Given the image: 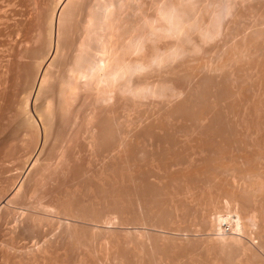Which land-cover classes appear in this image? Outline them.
Masks as SVG:
<instances>
[{
	"label": "rangeland",
	"instance_id": "obj_1",
	"mask_svg": "<svg viewBox=\"0 0 264 264\" xmlns=\"http://www.w3.org/2000/svg\"><path fill=\"white\" fill-rule=\"evenodd\" d=\"M46 1V2H45ZM48 1V2H47ZM53 1V2H52ZM57 1V2H56ZM65 3L62 6L60 2ZM0 0V202L3 208L0 211V264H264V0H193L192 3L194 19L199 20L202 24L210 25L209 21L214 16V11L221 8L224 3L229 5L227 16L224 15V19L221 21L220 35L215 40L205 41L199 36L196 29H191L192 32H188L187 36L182 38L164 37L157 40L154 44L153 41H149L148 46L145 45L144 52L140 55L139 52L128 53L129 57H125L124 60L138 61L139 58L150 56L154 54L152 50H169L170 47H179L183 51V54L177 59L162 65H157L154 68H148L142 72L135 73L132 77L126 76L123 82L115 84L116 87L111 94L106 93L109 88L103 84L95 86V79L92 77H101L102 73H93V67L98 72V68L101 65H105V58H107L106 51L113 53L115 56L123 54L121 45L129 42L132 37H141L143 32H148L147 27L144 26L145 21H150L152 17L158 16V11L155 9L156 5L159 8V3L166 2L167 6L171 2L175 4L173 0H117L116 6L112 9L114 17L111 22L112 27L108 28L102 19H98L102 5L107 0ZM121 1V2H120ZM133 1V2H132ZM168 1V2H167ZM178 2V0H176ZM203 2L201 4V2ZM59 2V3H58ZM70 2V3H69ZM98 2V3H97ZM100 2V3H99ZM102 2V5H101ZM131 2V3H130ZM139 2V3H137ZM140 2H142L140 4ZM156 2V3H155ZM159 2V3H158ZM174 2V3H173ZM176 2V3H177ZM205 2V3H204ZM216 2V3H215ZM235 5L233 6L232 4ZM43 3V4H42ZM46 6H45V4ZM49 3V4H48ZM53 3V4H52ZM87 3V4H86ZM95 3V4H94ZM119 3V5H118ZM133 3V5H132ZM137 5H136V4ZM170 3V4H171ZM198 3L199 7H198ZM210 3H215L214 6ZM232 3V4H231ZM43 7H41L42 5ZM56 6H55V5ZM125 6H124V5ZM140 4V5H139ZM210 4V5H209ZM221 4V5H220ZM40 5V7H39ZM48 5V6H47ZM53 5V6H52ZM95 5V6H94ZM101 5V6H100ZM145 5V6H144ZM154 5V6H152ZM165 5V3H164ZM207 5V6H206ZM219 5V6H218ZM237 5V6H236ZM91 6V7H90ZM100 6V7H99ZM118 6V7H117ZM121 6V8H120ZM129 6V7H128ZM139 6V7H138ZM143 6V7H142ZM212 8H210V7ZM48 7V9H47ZM59 7V8H57ZM74 7V8H72ZM125 7V8H124ZM156 7V8H157ZM198 7V8H197ZM208 7V8H207ZM236 8L232 9L231 8ZM43 8V9H42ZM45 8V9H44ZM56 8V9H55ZM66 10H64V9ZM97 10H95V9ZM135 8V10H134ZM140 10H137V9ZM145 8V9H144ZM153 8V10L151 9ZM157 8V9H158ZM208 10H205V9ZM214 8V9H213ZM33 9V10H32ZM41 9V10H40ZM53 9V10H51ZM58 9V10H57ZM69 9V11H68ZM116 9V10H115ZM128 9V10H127ZM203 9V11H202ZM56 10V11H55ZM60 10L62 12H60ZM87 10V11H86ZM120 10L122 12H120ZM142 10V11H141ZM144 10V11H143ZM154 10L156 12H154ZM212 10V13H211ZM239 10V11H238ZM44 11V12H43ZM52 11V13L50 12ZM64 11V12H63ZM120 13H119V12ZM125 11V12H124ZM129 11V12H127ZM134 11V12H133ZM138 11V12H137ZM197 11V12H196ZM202 11V12H201ZM205 11V12H204ZM208 11V12H207ZM32 12V13H31ZM41 12V13H40ZM56 12V14H55ZM96 12V13H95ZM133 12V13H132ZM146 12V13H145ZM153 12L155 15H153ZM200 12V14L198 13ZM231 12V13H230ZM21 13V14H20ZM40 13V14H39ZM54 13V14H53ZM82 13V14H80ZM119 13V14H117ZM122 13V14H121ZM146 15H145V14ZM199 15H198V14ZM210 13V14H208ZM34 14V15H33ZM63 14V15H62ZM69 14V15H68ZM90 14V15H89ZM126 14V15H124ZM131 14V15H130ZM133 14V15H132ZM136 14H138L136 16ZM197 14V15H196ZM202 14V15H201ZM208 14V15H207ZM230 14V15H229ZM239 14V15H238ZM241 14L243 16H241ZM21 15V16H20ZM26 15V16H25ZM41 15V16H40ZM49 15V16H48ZM55 17H54V16ZM67 15V16H66ZM86 15V16H85ZM98 17H97V16ZM119 17H118V16ZM149 15V16H148ZM202 19H201V16ZM213 15V16H212ZM234 15V16H233ZM20 16V18H19ZM32 16V17H31ZM45 16V17H44ZM54 18H52V17ZM63 16V17H62ZM81 16V17H80ZM91 16V17H90ZM96 16V17H94ZM121 16V17H120ZM123 16V17H122ZM135 16V17H133ZM148 16V17H146ZM151 16V17H150ZM156 16V17H157ZM200 16V17H199ZM238 16L240 18H238ZM25 17V18H23ZM41 17V18H40ZM90 17V18H89ZM93 17V18H92ZM118 17V19H117ZM136 20H132L133 18ZM141 17V18H140ZM143 17V18H142ZM153 18L154 20L156 19ZM211 17V18H210ZM13 18V19H12ZM19 18V19H16ZM43 18V19H42ZM46 18V19H45ZM127 18H129L127 20ZM138 18V19H137ZM145 18V19H144ZM148 18V19H147ZM199 18V19H198ZM210 18V19H209ZM214 18V17H213ZM231 18V19H230ZM235 18V19H234ZM238 18V19H237ZM263 18V19H262ZM54 21H53V20ZM79 19V20H78ZM85 19V20H84ZM92 21L95 22L92 23ZM95 19V20H93ZM139 19H143L139 21ZM152 19V20H153ZM209 19V20H208ZM261 19V20H260ZM7 20V21H5ZM13 20V22H12ZM17 20V21H16ZM38 20V21H37ZM46 20V21H44ZM48 20V21H47ZM51 20V21H50ZM63 20V21H62ZM89 20V21H88ZM122 20V21H120ZM132 20V21H131ZM153 20V21H154ZM208 20V21H207ZM213 20V19H212ZM238 20V21H237ZM240 20V21H239ZM257 20V21H255ZM260 20V21H259ZM19 21V22H18ZM23 21V22H22ZM31 21V22H30ZM53 21V22H52ZM59 21V22H58ZM61 21V22H60ZM78 21V22H77ZM82 21H85L82 22ZM120 21V23H118ZM125 23H124V22ZM143 21V22H142ZM227 21V22H226ZM263 21V23L261 22ZM26 22V23H25ZM49 22V23H48ZM52 22V23H51ZM58 22V23H57ZM63 22V24H62ZM91 22V23H90ZM122 22V24H121ZM127 22V24H126ZM151 22V21H150ZM208 22V23H207ZM245 22V23H244ZM250 22V23H248ZM11 23V24H10ZM24 23V24H23ZM55 23V24H54ZM82 23V24H81ZM90 25H87L89 24ZM105 28H103V25ZM118 25H115L117 24ZM133 23V25H132ZM138 23V24H137ZM141 23L144 27H142ZM153 23V22H152ZM212 23V21H210ZM224 25H223V24ZM236 23V24H235ZM247 23V24H246ZM252 23V25H251ZM8 24V26L6 25ZM18 26H17V25ZM26 24V25H25ZM32 24V25H31ZM49 24V26H48ZM76 24V25H75ZM87 26H86V25ZM120 24V27H119ZM131 24V25H129ZM136 24V25H135ZM140 24V25H139ZM258 24V26L256 25ZM5 25V26H3ZM37 27H36V26ZM55 25V26H54ZM61 25V26H60ZM128 25V26H127ZM139 25V26H138ZM231 25V26H230ZM241 25V26H240ZM245 25V26H244ZM248 25V26H247ZM255 25V27H254ZM262 25V26H261ZM3 26V27H2ZM21 26V29H20ZM30 26V27H29ZM47 26V27H46ZM100 26L102 28H100ZM118 26V27H117ZM123 26V28H122ZM127 26V28H126ZM135 26L139 33H136L135 29L131 32L132 27ZM235 26H238L237 28ZM252 26V27H251ZM261 26V27H259ZM7 27V28H6ZM11 29H10V28ZM45 27V28H44ZM48 27L50 29H48ZM88 28V30H86ZM95 27V28H94ZM225 27V28H224ZM232 27V28H230ZM257 27V28H256ZM9 28V29H8ZM16 28V29H15ZM32 28V29H31ZM35 28V29H34ZM36 28L37 32H36ZM71 28V29H70ZM78 28V29H77ZM93 28V30H91ZM97 28V30H96ZM112 29L110 31L109 29ZM118 28V29H117ZM121 30H120V29ZM125 28V29H124ZM131 28V29H130ZM144 28V29H143ZM229 28V29H228ZM236 28V30L234 29ZM240 28V29H238ZM253 28V31L251 30ZM254 28L256 31H254ZM18 29V30H17ZM27 29V31H26ZM99 29V30H98ZM104 29V30H103ZM107 29V30H106ZM115 29V30H114ZM124 29V32L123 30ZM22 30V31H21ZM30 32H29V31ZM34 30V31H33ZM41 30V31H38ZM47 30V31H46ZM59 30H61L59 32ZM117 30V32H116ZM120 30V32H119ZM130 30V31H129ZM234 30V32H233ZM252 33H251V31ZM4 31V32H3ZM7 31V32H6ZM25 31V32H24ZM52 31V32H51ZM90 31V32H88ZM103 34H102V32ZM114 31V32H113ZM219 31V30H218ZM229 31V32H228ZM232 31V33H231ZM3 32V34H2ZM24 32V33H23ZM40 32V33H39ZM44 32V35H43ZM107 32V33H105ZM110 32V33H109ZM113 32V34H112ZM129 32V33H128ZM194 36H192L194 33ZM225 34H224V33ZM236 32V33H235ZM7 33L9 34L8 37ZM19 33V34H18ZM34 33V34H33ZM42 33V34H41ZM60 33V34H59ZM78 33V34H77ZM101 35H100V34ZM116 33V34H115ZM128 35H127V34ZM193 33V34H191ZM223 33V37H221ZM229 33V34H227ZM234 33V34H233ZM238 33V34H237ZM246 33V34H245ZM25 34V36H24ZM33 34V36H32ZM37 34V35H36ZM40 37V34L42 36ZM59 34V35H58ZM77 34V35H76ZM82 34V35H81ZM121 34V35H120ZM123 34V36H122ZM133 34V35H131ZM190 34V35H189ZM198 34V36H197ZM232 34V35H231ZM244 34V35H243ZM250 34V35H249ZM29 37H28V36ZM31 35V36H30ZM86 35V36H85ZM98 37H97V36ZM105 35V36H104ZM112 38H111V36ZM27 38H24V37ZM36 36V37H35ZM128 36V37H127ZM130 36V37H129ZM228 36V37H227ZM237 36V37H236ZM247 36V37H243ZM5 39H4V38ZM31 37V38H30ZM87 37V39H86ZM110 37V38H109ZM114 37V38H113ZM117 37V38H116ZM120 37V39H119ZM122 37V38H121ZM124 37V38H123ZM127 37V38H126ZM200 37V39H199ZM230 37V38H229ZM239 37V38H238ZM241 37V38H240ZM23 38V40H22ZM84 38V39H83ZM92 38V39H90ZM95 41H94V39ZM102 38V39H98ZM108 38V39H107ZM129 38V39H128ZM171 38V40H169ZM177 40H175V39ZM188 39V42H185ZM225 38V39H224ZM227 38V41H226ZM238 38V39H237ZM245 41H244V39ZM249 38V39H248ZM4 39V40H3ZM18 39V40H16ZM27 39V40H26ZM37 39L38 41H36ZM41 39V40H40ZM44 39V40H43ZM74 39V40H73ZM119 39V40H118ZM125 42H123V40ZM126 39V40H125ZM199 39V40H198ZM222 39V40H221ZM224 39V40H223ZM230 39V41H229ZM234 39V40H232ZM237 39V41H236ZM242 39V40H241ZM22 40V41H21ZM35 41L32 43V41ZM60 40V41H59ZM72 40V41H71ZM85 40V41H84ZM89 40V41H88ZM100 42H97V41ZM107 42H106V41ZM110 43H108L109 41ZM115 40V41H113ZM164 40V41H163ZM166 40V41H165ZM169 42H168V41ZM175 40V41H174ZM184 40V41H183ZM195 42H192V41ZM239 40V41H238ZM248 42H247V41ZM17 41V42H15ZM20 41V42H19ZM41 41V42H40ZM105 41V42H104ZM119 41V42H117ZM128 41V42H127ZM163 41V42H162ZM182 42L181 44L178 42ZM197 41H203L202 43ZM205 41V42H204ZM219 41V42H218ZM223 41V42H222ZM231 41H233L231 43ZM235 41V42H234ZM243 41V42H242ZM31 42V43H30ZM38 44H37V43ZM101 42L103 44H101ZM114 42V43H112ZM119 44H117V43ZM153 42V43H152ZM168 42V43H167ZM215 42V43H210ZM227 42V44H226ZM237 42V43H236ZM248 43V44H245ZM17 43V44H16ZM60 43V44H59ZM82 43V44H81ZM98 43V45L96 44ZM108 43V44H106ZM150 43V44H149ZM167 43V44H166ZM172 45H170V44ZM187 43V44H186ZM196 43V44H195ZM199 43V45H198ZM209 43L211 47L209 46ZM225 43V44H224ZM236 43V44H234ZM244 43V44H240ZM7 44V45H6ZM35 44V45H34ZM88 44V45H87ZM96 46H95V45ZM175 44V45H174ZM177 44V46H176ZM184 44V45H183ZM193 46H192V45ZM203 44V45H202ZM205 44V45H204ZM218 44V45H217ZM220 44V45H219ZM229 44V45H228ZM231 44V46H230ZM234 44V45H233ZM9 45V46H8ZM14 45V46H13ZM34 45V46H33ZM38 45V46H37ZM81 45V47H80ZM124 45V44H123ZM149 45H153L149 46ZM163 45V46H162ZM166 45V46H165ZM195 45V47H194ZM197 45V46H196ZM207 45V47H206ZM227 45L229 47L225 48ZM236 45V48H234ZM238 45V46H237ZM246 45V46H244ZM252 47H251V46ZM11 46V48H10ZM58 46V47H57ZM102 48H101V47ZM109 46V47H108ZM112 46L114 48H112ZM155 46L157 48H155ZM161 46V47H160ZM204 50L202 49V47ZM221 46V47H220ZM224 46V48L222 47ZM7 47V48H6ZM15 47V49H14ZM43 47V48H41ZM54 47V48H53ZM98 47V48H97ZM105 47V48H104ZM159 47V48H158ZM166 47V48H165ZM183 47V48H182ZM188 47V48H186ZM191 47V48H190ZM197 48V50H195ZM220 47V48H219ZM242 47V48H240ZM244 47V48H243ZM17 48L18 56L16 55ZM36 48V49H35ZM40 48V49H39ZM56 48L58 49L56 51ZM65 48V49H64ZM94 48V49H92ZM96 48V49H95ZM101 48V49H100ZM107 48V49H106ZM118 48V50H117ZM148 48V49H147ZM152 48V49H149ZM155 48V49H154ZM165 48V49H164ZM180 48V47H179ZM195 48V49H193ZM212 48V50H210ZM235 54H230L232 52ZM256 48V49H255ZM259 48V49H258ZM9 49V50H8ZM14 52H12V50ZM29 49V50H27ZM31 49V51H30ZM34 49V50H33ZM42 49V50H41ZM51 49V50H50ZM53 49V50H52ZM78 49V50H77ZM100 49V51H99ZM103 49V50H102ZM106 49V50H105ZM215 49V50H214ZM235 49V51H234ZM242 49V50H241ZM251 52H250V50ZM24 53H23V51ZM39 50V51H38ZM79 50L81 54L79 55ZM83 50V51H82ZM114 50V51H112ZM149 50V51H148ZM185 50H189L188 52ZM191 50V52H190ZM199 50V51H198ZM203 50V51H201ZM229 50V52H227ZM231 50V51H230ZM246 50V51H244ZM249 50V51H247ZM253 50V52H252ZM258 52H257V51ZM35 51V52H34ZM53 53L54 58L49 68V74L47 78L40 85V80L36 77L37 69L42 63L47 54ZM56 51V52H55ZM85 51V52H84ZM102 51H104L102 53ZM122 51V52H121ZM148 51V52H147ZM214 51V52H213ZM218 51V55H217ZM220 51V52H219ZM223 51V52H222ZM237 51V54H236ZM240 51V52H239ZM249 53V55L246 53ZM42 52V53H41ZM86 52H88L86 54ZM156 52V51H155ZM199 52V53H198ZM207 52V53H206ZM255 52V53H254ZM12 53V54H11ZM15 53V55H13ZM22 53V54H21ZM33 53V54H32ZM37 53V54H36ZM41 53V54H40ZM61 53V54H59ZM105 53V54H104ZM120 53V54H119ZM122 53V54H121ZM188 53V54H186ZM192 54V57L190 55ZM220 53V54H219ZM222 53V54H221ZM227 54L226 56L223 54ZM241 53H243V56ZM259 53V54H258ZM261 53V54H260ZM10 54V55H9ZM21 54V55H20ZM28 54V56H27ZM30 54V55H29ZM58 55L56 57V55ZM85 54V55H84ZM95 54V55H94ZM135 54V55H134ZM137 54V55H136ZM139 54V55H138ZM185 54L187 55L185 57ZM194 54V56H193ZM213 54V55H212ZM241 54V55H240ZM255 54V55H254ZM13 55V57H12ZM24 55V56H23ZM31 55H33L31 57ZM44 55V56H42ZM60 55V56H59ZM78 55V56H77ZM97 55V56H96ZM99 55V56H98ZM105 55L102 59V56ZM132 55H134L132 57ZM144 55V56H143ZM184 55V56H183ZM216 55V56H215ZM224 55V56H223ZM232 55V56H231ZM248 55V56H247ZM16 56V57H15ZM23 58H22V57ZM35 56V57H34ZM69 56V58H68ZM90 59L89 62L86 57ZM117 56V57H118ZM143 56V57H142ZM153 56V55H152ZM205 56V57H204ZM208 56V57H207ZM223 56V57H222ZM232 58H231V57ZM241 56V57H240ZM23 59L21 60L20 59ZM30 57V58H29ZM33 57L35 59H33ZM68 60H67V58ZM83 57V58H82ZM99 57V58H98ZM131 57V59H130ZM136 57V60H135ZM139 57V58H137ZM200 57V59H199ZM204 57V58H202ZM212 57V60L211 58ZM216 59H214V58ZM220 57V58H218ZM225 57V58H224ZM238 57V58H237ZM239 57L241 59H239ZM249 59H248V58ZM252 57V58H251ZM15 58V59H14ZM29 58V60H27ZM38 58V59H37ZM43 60H42V59ZM56 58V59H55ZM60 58V59H59ZM78 58V59H77ZM89 65H83L84 62ZM85 58V59H84ZM123 58V57H122ZM180 58V59H179ZM191 58V59H190ZM198 58V59H197ZM229 58V59H228ZM243 58V59H242ZM247 58V59H246ZM3 59V60H1ZM13 59V60H12ZM26 59V60H24ZM94 59V60H93ZM102 59V60H100ZM133 59V60H132ZM211 59L212 61H209ZM221 59V60H220ZM238 59V60H237ZM252 59V61H251ZM259 59V60H258ZM17 60V61H16ZM33 60V61H32ZM37 60V61H35ZM70 60V61H69ZM75 60V61H74ZM81 64H78V61ZM86 60V61H85ZM100 60V61H99ZM199 60V61H198ZM204 60V61H203ZM217 60V61H215ZM236 60V62L232 61ZM242 62H240V61ZM246 60V61H245ZM250 60V61H249ZM13 61V62H12ZM15 61V62H14ZM21 63H20V62ZM96 61V62H95ZM99 61V62H98ZM229 61V62H228ZM19 62V63H18ZM26 64H25V63ZM31 64H30V63ZM64 62V63H63ZM67 62V63H66ZM76 62V64H75ZM79 62V63H80ZM102 62V63H101ZM174 62V63H173ZM202 62V64H200ZM207 62L209 66L205 63ZM211 62V63H209ZM219 62V63H218ZM221 62V63H220ZM227 62V65L226 63ZM233 62V63H232ZM240 62V64H238ZM263 62V64H262ZM13 63V64H11ZM16 63V64H15ZM29 63V64H28ZM94 65L92 66L91 65ZM100 63V64H99ZM107 63V62H106ZM199 63V64H198ZM226 64V66L224 64ZM232 63V64H231ZM237 63V64H236ZM249 63V64H248ZM255 63V64H254ZM257 63V64H256ZM260 63V64H259ZM11 64V65H10ZM39 64V65H37ZM98 64V65H96ZM175 66H174V65ZM220 66H218V65ZM225 70H222L224 67ZM246 64V65H245ZM256 67L254 68V66ZM14 65V66H13ZM24 65V66H23ZM33 65V66H32ZM58 65V66H57ZM80 67H76V66ZM83 65V66H82ZM92 66V69L90 68ZM190 65V66H189ZM193 68H192V66ZM202 65V66H201ZM214 65V66H213ZM217 65V68H216ZM231 65V67H230ZM261 65V66H260ZM17 66V67H16ZM19 66V68H18ZM37 66V68H36ZM54 66V67H53ZM56 66V67H55ZM68 66V67H66ZM72 71H71V68ZM86 66V67H85ZM97 66V67H96ZM167 66V67H166ZM171 66L170 68H168ZM174 66V67H173ZM204 66V67H203ZM238 68H237V67ZM242 66V67H241ZM251 66V67H250ZM31 67V68H30ZM33 67V68H32ZM84 67V68H83ZM87 67L89 68L87 70ZM102 67V66H101ZM157 67V68H156ZM160 67V68H159ZM184 67V68H183ZM188 67V68H187ZM191 67V68H190ZM197 67V68H196ZM200 67V68H199ZM235 67V68H234ZM241 67V68H240ZM248 67V68H247ZM250 67V68H249ZM3 68V69H2ZM5 68V69H4ZM14 68V69H12ZM27 68V69H25ZM59 68V69H58ZM63 68V69H62ZM83 68V70H82ZM168 68V71H167ZM210 68V69H209ZM221 68V69H220ZM240 68V69H239ZM244 68V70H243ZM258 68V69H257ZM7 69V70H6ZM18 69H20L18 71ZM32 69V70H31ZM36 69V70H35ZM62 69V71H60ZM65 69V70H64ZM81 71L83 77H78L75 74ZM77 69H79L77 71ZM85 69V70H84ZM98 69V70H97ZM152 69V70H151ZM155 69V70H154ZM157 69H161L160 71ZM172 69V70H171ZM174 69V70H173ZM177 69V70H176ZM187 69V70H186ZM193 72H191L190 70ZM197 69H200V73ZM202 69V70H201ZM220 69V70H219ZM227 69V70H226ZM230 69V70H229ZM232 69V70H231ZM4 70V71H3ZM12 72H11V71ZM29 70V71H28ZM34 70V71H33ZM70 70V71H69ZM148 70V71H147ZM165 70L166 73L163 71ZM171 70V71H170ZM180 70L182 72H180ZM207 70V71H206ZM215 70V71H214ZM222 70V72H221ZM233 70L235 72H233ZM240 70V71H239ZM251 71V72H248ZM260 70V71H259ZM7 71V72H6ZM9 71V72H8ZM17 71V72H16ZM28 71V72H27ZM32 71V72H31ZM67 71V72H66ZM174 71V72H173ZM176 71V72H175ZM184 71V72H183ZM191 73L189 74L188 73ZM196 73H195V72ZM198 71V73H197ZM205 71V72H204ZM209 71V72H208ZM212 71V72H211ZM220 71V72H219ZM225 71V72H224ZM229 71V72H228ZM15 72V73H14ZM31 72V73H30ZM34 72V74H33ZM58 72V74H57ZM64 72L65 74L61 73ZM71 72V73H70ZM92 72V73H91ZM95 72V71H94ZM146 72V73H145ZM155 72V73H154ZM164 72V75L163 73ZM170 72V73H169ZM173 72V73H172ZM224 72V73H223ZM229 74H228V73ZM238 72V73H237ZM263 72V74H262ZM28 73V74H27ZM67 73V75H66ZM73 73V74H72ZM153 73V74H152ZM195 73V75H194ZM205 75L206 79L203 76ZM215 73V74H214ZM241 73V74H240ZM249 73V74H248ZM252 73H256L254 78ZM261 73V75H260ZM3 74V75H2ZM20 74V76H19ZM23 74V75H22ZM26 74V75H24ZM50 74L52 77H50ZM62 74V75H61ZM71 74V75H69ZM142 74V75H141ZM149 74V75H148ZM181 74L183 76H181ZM210 74V76H209ZM213 74V76H212ZM222 74V75H219ZM237 74V75H235ZM245 74V75H244ZM9 77H8V76ZM13 78H11L12 76ZM30 75V76H29ZM73 75V76H72ZM95 75V76H94ZM98 75V76H97ZM151 75V77H150ZM153 75V76H152ZM166 75V76H165ZM187 76V78L185 77ZM191 75V76H190ZM195 78H194V76ZM199 75H202L201 77ZM225 75V76H224ZM239 75V78H238ZM242 75V77H241ZM247 75V76H246ZM249 75V76H248ZM7 76V77H6ZM49 76V77H48ZM70 76V77H68ZM72 76V77H71ZM87 76V78H86ZM143 76V78L141 77ZM163 76V77H162ZM216 76V78H215ZM234 76V77H233ZM258 76V77H257ZM18 77V78H17ZM20 77V79H19ZM25 79H24V78ZM32 77V78H31ZM38 81L33 85L34 78ZM68 77V78H67ZM128 77V78H127ZM140 77V78H138ZM145 77V79H144ZM160 77V78H159ZM191 77V78H190ZM208 77V78H207ZM211 79H210V78ZM224 77L226 79H224ZM233 77V78H232ZM236 77V78H235ZM248 78V81L246 78ZM6 80H4V79ZM9 78V79H8ZM16 78V80H15ZM22 78V80H21ZM56 78V79H55ZM128 80L130 87L136 88L141 82L148 86L155 83L159 84L158 87H165L167 96L164 98L162 95L145 93L143 97L131 95L129 92L119 91L121 83H125ZM132 78V79H130ZM153 81L152 82V79ZM183 78H185L183 80ZM213 78V79H212ZM215 78V79H214ZM218 78V80H217ZM240 78L245 80H240ZM251 78V79H250ZM8 79V80H7ZM18 79V80H17ZM50 79V80H49ZM67 79V80H66ZM76 79V82H75ZM80 79V80H79ZM86 79V80H85ZM93 79V80H92ZM99 80V78H97ZM126 79V81H125ZM136 79V80H135ZM142 79V81L140 80ZM144 79V81H143ZM159 79V80H158ZM161 79V81H160ZM205 79V80H203ZM207 79H209L207 81ZM223 79V80H221ZM256 79V80H255ZM262 83H261V81ZM4 80V81H2ZM32 80V81H31ZM65 80V81H64ZM72 80V81H71ZM80 87H78V81ZM88 80V81H87ZM92 84H91V82ZM146 80V82H145ZM215 80V81H214ZM231 80V81H230ZM233 80V81H232ZM238 80V82H237ZM254 80V81H253ZM21 81V82H20ZM42 81V80H41ZM133 81V82H132ZM138 81V82H137ZM163 81V82H162ZM223 81V83H222ZM251 81V82H250ZM2 82V83H1ZM10 84H9V83ZM17 82V83H16ZM24 82V83H23ZM26 82V83H25ZM48 82V83H47ZM52 82V83H51ZM131 82V83H129ZM152 82V84H151ZM158 82V83H157ZM178 82V83H177ZM182 82V83H179ZM194 82V83H193ZM199 85H198V83ZM215 82V83H213ZM228 82V83H227ZM242 82V83H240ZM246 82V83H245ZM260 82V83H259ZM21 85H20V84ZM23 83V84H22ZM29 83V84H28ZM47 83V84H46ZM73 83V84H72ZM77 83V85H76ZM138 83V84H137ZM168 85H167V84ZM185 83V84H183ZM190 83V85H189ZM196 83V84H195ZM203 83V84H202ZM227 83V84H226ZM233 83V84H232ZM245 83V85H243ZM46 84V86H45ZM83 84V85H82ZM136 86H135V85ZM148 84V85H146ZM178 84V85H177ZM182 84L183 86H181ZM193 84V85H192ZM205 84V86H204ZM207 84V85H206ZM213 84V85H211ZM259 84V85H258ZM12 85V86H11ZM17 85V86H16ZM31 85V86H30ZM44 87L37 94L38 87ZM53 85V86H52ZM90 87H87L86 86ZM176 85V87H175ZM198 85V87L196 86ZM233 85L239 86L234 87ZM19 86V87H18ZM35 86V87H34ZM72 88H71V87ZM74 86V87H73ZM76 86V88H75ZM100 88H99V87ZM156 86V87H157ZM181 86V87H180ZM186 86V87H185ZM193 86V87H192ZM201 86V88H199ZM210 86V88L208 87ZM213 86V87H212ZM223 86V87H222ZM227 86V87H226ZM230 86V87H229ZM243 86V88H241ZM246 86V87H245ZM256 86V89H255ZM12 87V88H11ZM15 87V88H14ZM22 87V88H21ZM27 87V88H26ZM34 87V88H31ZM46 87V90H45ZM78 87V88H77ZM84 87V88H83ZM123 87V86H122ZM163 87V88H164ZM173 87V88H172ZM175 87V88H174ZM192 89H191V88ZM194 87H197L196 90ZM219 87V88H217ZM234 87V88H233ZM249 87V88H248ZM252 87V88H251ZM263 87V88H261ZM7 88V90H6ZM18 88V89H17ZM74 88V89H73ZM80 88V89H79ZM82 88V89H81ZM93 88V89H92ZM181 90H180V89ZM189 88V89H188ZM216 88V89H215ZM236 88V89H235ZM260 88V89H258ZM23 89V90H22ZM51 89V90H50ZM57 89V90H56ZM78 89V90H77ZM91 89V90H90ZM175 89V91H174ZM200 91H199V90ZM207 89V92L206 90ZM209 89H211L209 92ZM235 89V90H234ZM246 89V90H245ZM261 89H263L261 91ZM11 90V91H10ZM13 90L15 92H13ZM18 90V91H17ZM29 90V91H28ZM33 90V92H32ZM54 90V91H53ZM56 90V91H55ZM59 90V91H58ZM69 90V91H68ZM71 90V91H70ZM74 90L76 95H74ZM85 90V92H84ZM170 90V91H169ZM179 90V91H178ZM198 90V91H197ZM259 90V92H258ZM18 93H17V92ZM19 91L20 94H19ZM28 91V92H26ZM47 93H46V92ZM78 91V92H77ZM98 91V92H97ZM104 91V92H103ZM115 91V92H114ZM216 91V92H215ZM245 91V92H244ZM249 91V92H248ZM257 91V92H256ZM35 92V93H34ZM55 92V93H54ZM57 92V93H56ZM61 92V93H60ZM114 92V93H113ZM123 92V93H122ZM170 92V93H169ZM174 94L172 95L171 94ZM184 92V93H183ZM189 92V93H188ZM196 92V93H195ZM201 92V93H200ZM203 92V93H202ZM216 94H214V93ZM219 94H218V93ZM237 92V93H236ZM248 93L244 95L243 93ZM255 92V93H254ZM261 92V93H260ZM263 92V94H262ZM16 93V94H15ZM24 93V94H22ZM27 93V97L26 94ZM32 93V94H31ZM41 93V94H40ZM46 93V94H45ZM67 93V94H66ZM79 93V95H78ZM89 93V94H88ZM96 93V94H95ZM100 93V94H99ZM127 93V95H126ZM178 93V95H177ZM187 93V94H185ZM223 93V94H222ZM250 93V94H249ZM257 93V94H256ZM33 95V96H30ZM50 94V95H49ZM52 94V95H51ZM66 94V95H65ZM73 94V95H71ZM87 94V95H86ZM105 94V95H104ZM129 94V95H128ZM147 94V96H146ZM192 95L188 96V95ZM217 94L219 96H217ZM261 94V95H259ZM8 95V97H6ZM25 95V97H24ZM37 95V96H36ZM39 95V98H38ZM68 95V96H67ZM82 95V96H80ZM85 95V97H84ZM93 95V96H92ZM99 95V96H98ZM104 95V97H103ZM120 95V96H119ZM155 95V96H154ZM171 95V96H170ZM181 95V96H180ZM184 95V96H183ZM209 95V96H207ZM236 95V96H235ZM245 97H244V96ZM11 96V97H10ZM13 96V97H12ZM18 99H17V97ZM76 96V97H75ZM79 96V99H78ZM96 96V97H95ZM101 96V97H100ZM127 96V98H126ZM161 96V98H159ZM178 98H177V97ZM215 96V97H214ZM226 96V97H225ZM251 96V98H249ZM253 96V97H252ZM259 96V97H258ZM32 99H30V98ZM62 97V98H61ZM73 101L70 103L76 106L66 105L67 101ZM132 97V98H131ZM150 97V98H149ZM156 97V98H155ZM171 97V98H170ZM175 97V98H174ZM180 97V99H179ZM186 97V98H185ZM199 97V98H198ZM210 97V98H209ZM223 97V98H222ZM248 97V98H247ZM11 98V99H10ZM15 98V99H14ZM46 98V99H45ZM56 98V99H55ZM65 98V99H64ZM73 98V99H72ZM102 98V99H101ZM104 98V99H103ZM107 100H106V99ZM111 98V99H110ZM113 98V100H112ZM131 98V99H129ZM134 98V99H133ZM141 98V99H140ZM153 98V99H152ZM163 98V99H162ZM188 98V99H187ZM191 98V99H190ZM201 98V99H200ZM217 98V99H216ZM221 98V99H220ZM239 98V99H238ZM241 98V99H240ZM243 98V99H242ZM247 100H246V99ZM253 98V99H252ZM263 98V99H262ZM9 99V100H8ZM23 99V100H22ZM87 99V100H86ZM133 99V100H132ZM143 99V100H142ZM148 101V103H145ZM148 99V100H147ZM171 99V100H170ZM194 99V100H193ZM211 99V100H210ZM223 99V100H222ZM25 100V101H24ZM27 100V101H26ZM30 100V102H29ZM43 100H47L46 103ZM80 100V102H79ZM100 100V102H99ZM130 100V104H129ZM153 100V101H152ZM168 100V101H167ZM177 100V101H176ZM180 100V101H179ZM192 100V101H191ZM195 100L197 102H195ZM201 102H199V101ZM205 100V102L203 101ZM232 100V101H231ZM256 100V101H255ZM260 100V101H259ZM77 101V102H75ZM114 101V102H113ZM128 101V102H127ZM133 101V102H132ZM135 101V102H134ZM141 101V102H140ZM142 101H144L142 103ZM157 101V102H156ZM173 101V102H172ZM209 101V103H208ZM235 101V102H234ZM245 101V102H243ZM249 101V102H248ZM251 101V102H250ZM29 102L30 106L26 103ZM39 104H37V103ZM45 104H44V103ZM65 102V104H64ZM103 102V103H102ZM139 102V103H138ZM170 102V105L169 103ZM217 102V103H216ZM227 102V103H226ZM233 102V104H232ZM10 105H7V104ZM14 103V105H13ZM23 103V104H22ZM52 103V104H50ZM67 103V104H68ZM78 103V104H75ZM92 103V104H91ZM127 103V104H126ZM136 103V104H135ZM141 103V104H140ZM168 103V104H164ZM174 103V104H173ZM180 103V104H179ZM198 103V104H197ZM211 103V104H210ZM215 103V104H214ZM242 103V104H241ZM250 103V104H249ZM263 103V104H262ZM98 104V105H97ZM103 104V105H102ZM110 104V105H109ZM150 106H149V105ZM156 104V105H155ZM172 104V105H171ZM179 104V105H178ZM214 104V105H213ZM232 104V105H231ZM238 106H237V105ZM241 104V105H240ZM249 104V105H248ZM16 105V106H15ZM36 107H35V106ZM44 105V106H43ZM87 105V106H86ZM113 105V106H112ZM176 110H175V107ZM187 105V106H186ZM190 105V106H189ZM206 105V106H205ZM210 106V108L208 107ZM217 105V106H215ZM221 105V106H220ZM236 105V106H235ZM248 105V106H247ZM27 108H26V107ZM40 106V108H39ZM46 106V107H45ZM49 106V107H48ZM53 106V107H52ZM68 106V107H66ZM70 106V110L69 109ZM80 106V107H79ZM93 106V109H92ZM100 106V107H99ZM105 106V107H104ZM130 108L128 109V107ZM140 106V107H139ZM142 106V107H141ZM160 108H159V107ZM162 106H164L162 108ZM168 106V107H166ZM185 106V107H184ZM189 106V107H188ZM198 106V107H197ZM216 108H215V107ZM225 106V107H224ZM232 106V107H231ZM258 106V107H257ZM24 107V109L22 108ZM49 110H48V108ZM79 107V109H77ZM83 107V108H82ZM104 107V108H103ZM108 107V108H106ZM148 107V108H147ZM156 107V108H154ZM181 107V108H179ZM195 107V108H194ZM198 109H197V108ZM218 107V108H217ZM234 107V108H233ZM237 107V110H236ZM246 107V108H245ZM26 108V109H25ZM44 108V109H43ZM51 108V109H50ZM53 108V109H52ZM86 108V111H85ZM171 108V111L169 110ZM207 108V109H206ZM214 110H213V109ZM224 108V110H223ZM230 108V109H229ZM231 108L233 110H231ZM240 108V109H239ZM11 109V110H10ZM15 111H14V110ZM23 109V110H22ZM40 109V110H39ZM95 109V110H94ZM110 109V110H109ZM150 109H152L150 111ZM156 109V110H154ZM166 109V111H165ZM181 109V110H180ZM216 109V111H215ZM226 109V110H225ZM239 109V110H238ZM243 111H242V110ZM263 109V110H262ZM21 112H20V111ZM26 110V111H25ZM56 110V111H55ZM69 112H68V111ZM89 110V111H88ZM149 110V112H148ZM186 110V111H185ZM190 110V111H189ZM201 110V111H200ZM207 110V111H204ZM219 110V112H218ZM229 110V111H228ZM236 110V111H235ZM28 111V112H27ZM43 111V112H42ZM47 111V112H46ZM71 111V112H70ZM96 111V112H95ZM98 111V112H97ZM106 111V112H105ZM154 111V113H153ZM156 111V112H155ZM159 111V112H158ZM169 113H168V112ZM175 111V112H174ZM178 111V112H177ZM183 111V112H182ZM238 111V113H237ZM26 113L25 115L23 113ZM51 114H50V113ZM93 112V114H92ZM95 112V113H94ZM103 112V113H102ZM112 112V113H111ZM140 112V113H139ZM200 114H199V113ZM209 112V113H208ZM215 112V113H214ZM223 112V113H222ZM226 112V113H225ZM228 112V113H227ZM231 112V113H230ZM242 112V113H241ZM13 113V115L11 114ZM40 113V114H38ZM44 113V114H43ZM56 113V115H55ZM65 113V114H64ZM97 113V114H96ZM110 113V114H109ZM150 113V115L148 114ZM165 115H164V114ZM174 113V114H172ZM177 113V114H176ZM203 113V114H202ZM212 116H211V114ZM237 113V114H236ZM244 113V114H243ZM249 113V114H248ZM17 114V115H15ZM30 114V115H29ZM42 114V115H41ZM49 114V115H48ZM54 114V115H53ZM78 114V115H77ZM90 114V115H89ZM96 114V115H95ZM139 114V115H138ZM168 114V115H166ZM171 114V115H170ZM184 114V115H182ZM218 115L216 117V115ZM225 114L227 116H225ZM5 115V116H4ZM23 115V116H22ZM33 115V116H32ZM59 115V116H58ZM92 119L98 116L95 122ZM95 115V116H94ZM110 115V117H109ZM154 115V116H153ZM178 115V116H177ZM187 115V116H186ZM215 115V116H214ZM223 115V116H221ZM239 115V116H238ZM244 115L246 116L244 118ZM259 115V116H258ZM19 116V117H18ZM30 116V117H29ZM45 116V117H44ZM50 116V117H49ZM53 116V117H51ZM88 116V118H87ZM90 116V117H89ZM100 116V117H99ZM107 116V117H106ZM145 116V117H143ZM148 116V117H147ZM152 116V117H151ZM172 116V117H171ZM174 116V117H173ZM183 118H182V117ZM21 117V118H20ZM23 117V118H22ZM29 117V118H28ZM34 117V118H33ZM39 117V118H38ZM44 117V118H42ZM55 117V118H54ZM86 117V118H85ZM102 117V118H101ZM115 119H114V118ZM142 117V118H141ZM161 117V118H160ZM170 119H169V118ZM184 117H186L184 119ZM205 117V119H203ZM210 119H209V118ZM215 119H213V118ZM219 117V118H218ZM233 117V118H232ZM239 117V118H237ZM16 118V119H15ZM101 118V119H100ZM135 118V119H134ZM139 118V119H138ZM149 118V120H148ZM160 118V119H159ZM173 120H172V119ZM181 118V119H180ZM193 118V119H192ZM222 118V119H221ZM247 118V119H246ZM251 118V119H250ZM256 118V120H255ZM36 119V120H35ZM41 119V120H40ZM51 119V120H50ZM69 119V120H68ZM88 119V120H87ZM99 119V120H98ZM138 119V120H137ZM145 119V120H143ZM153 121H152V120ZM157 119V120H156ZM162 119V120H161ZM164 119V120H163ZM169 119V120H167ZM176 119V122L175 120ZM178 119V120H177ZM226 119V120H225ZM231 119V121H229ZM234 119V120H233ZM250 119V120H249ZM47 120V121H46ZM85 120V122H84ZM88 122H87V121ZM91 120V121H89ZM102 120V122H101ZM108 120V121H107ZM127 120V121H126ZM140 120V121H139ZM155 120V121H154ZM160 120V121H159ZM214 120V121H213ZM219 120V121H218ZM236 120V121H235ZM239 120V121H238ZM259 120V122H258ZM17 123H16V122ZM19 121V122H18ZM23 121V122H22ZM38 121V122H37ZM42 121V122H41ZM44 121V122H43ZM55 121V122H54ZM83 121V122H82ZM133 121V122H132ZM158 121V122H157ZM167 121V123H166ZM170 121V122H169ZM179 121V122H178ZM181 121V122H180ZM184 121V122H183ZM195 121V122H194ZM198 121V122H197ZM200 121V122H199ZM204 121V122H203ZM211 121V122H210ZM217 121V122H216ZM223 124H222V122ZM14 122V123H12ZM33 124H32V123ZM35 122V123H34ZM37 122V123H36ZM62 122V123H61ZM76 122V123H75ZM91 122V123H90ZM107 122V124H106ZM110 122V123H109ZM125 122V124H124ZM135 122V126H134ZM169 122V124H168ZM188 122V123H187ZM210 122V123H209ZM215 124L213 125V123ZM236 122V123H235ZM255 122V123H254ZM2 123V125H1ZM18 123L19 126H18ZM23 123V124H22ZM45 124L43 126V124ZM83 125H82V124ZM89 123V124H88ZM99 123V124H98ZM103 125H102V124ZM116 125H115V124ZM131 123V124H130ZM147 123V124H146ZM150 123V124H148ZM155 123V124H154ZM173 123V124H172ZM177 123V124H176ZM182 123V124H181ZM197 123V124H195ZM228 123V124H226ZM233 123V124H232ZM246 123V124H245ZM17 124V125H16ZM29 124V125H28ZM53 126L51 128V126ZM81 124V125H80ZM96 124V125H95ZM110 124V125H109ZM128 124V125H127ZM138 124V125H137ZM141 124V125H140ZM153 124V125H151ZM160 124V125H159ZM181 126H180V125ZM184 124V125H183ZM192 124V125H191ZM220 124V126L218 125ZM230 124V125H229ZM237 124V125H235ZM240 124V125H239ZM58 125V126H57ZM67 125V126H66ZM89 125V126H88ZM100 125V126H99ZM106 125V126H104ZM131 125V126H130ZM147 127H146V126ZM169 127H168V126ZM195 125V126H194ZM200 127H199V126ZM202 125V126H201ZM210 125V126H209ZM217 128H216V126ZM232 125V126H231ZM246 125V126H245ZM8 126V127H6ZM81 126V127H80ZM83 126V127H82ZM93 126V127H92ZM104 126V128H103ZM108 126V127H107ZM115 126V127H114ZM156 126V127H155ZM160 126V127H159ZM166 126V127H165ZM174 126V127H173ZM179 126V128H178ZM188 126V127H186ZM197 126V127H196ZM250 126V128H249ZM258 126V127H257ZM261 126V127H259ZM5 127V128H4ZM55 127V128H54ZM65 127V128H64ZM96 127V128H94ZM114 127V128H113ZM129 127V128H128ZM136 127L138 129H136ZM153 127V131H152ZM164 127L166 131L162 130ZM172 127V129H171ZM183 127H186L183 128ZM191 129H190V128ZM195 129H194V128ZM204 127V128H203ZM209 130H208V128ZM224 127V128H222ZM227 127V128H226ZM231 127V128H229ZM246 127V128H245ZM27 128V130H25ZM37 128V129H36ZM45 128V129H44ZM67 128V129H66ZM83 130H81V129ZM91 128V129H89ZM113 128V129H112ZM149 130H148V129ZM168 128V129H167ZM183 128V129H182ZM193 128V129H192ZM202 128V129H201ZM212 128V129H211ZM226 128V129H225ZM237 130H236V129ZM242 128V129H241ZM246 130H243V129ZM256 128V129H255ZM260 128V129H259ZM2 129V130H1ZM23 129V130H22ZM97 129V130H96ZM107 129V130H106ZM143 129V132H142ZM156 129V130H155ZM189 129V130H188ZM204 129V130H203ZM211 129V131H210ZM225 131L222 132L221 131ZM225 129V130H224ZM232 129V130H231ZM239 129H241L239 131ZM5 130V131H3ZM17 130V131H16ZM25 130V131H24ZM73 130V131H72ZM89 130V131H88ZM96 132H95V131ZM105 130V131H104ZM109 130V131H108ZM116 130V131H115ZM141 130V131H140ZM146 132H145V131ZM178 130V131H177ZM182 130V131H181ZM185 133H184V131ZM198 130V132H197ZM204 131V133L202 131ZM206 130V131H205ZM217 133H216V131ZM250 130V132L248 131ZM251 130H253L251 132ZM259 130V131H258ZM262 130V131H261ZM46 131V133L44 132ZM86 131V132H85ZM91 131V132H90ZM100 131V132H99ZM103 131V132H101ZM107 131V132H106ZM136 131V132H133ZM149 131V132H148ZM169 131V133H167ZM180 131V132H179ZM196 131V132H195ZM200 131V132H199ZM219 131V132H218ZM228 131H233L228 132ZM236 131V132H235ZM239 131V133H238ZM244 131V132H243ZM261 131V132H260ZM19 132V133H18ZM28 132V133H27ZM76 132V133H75ZM98 132V133H97ZM111 132V133H110ZM164 132V133H163ZM185 134H180L182 133ZM207 132V133H206ZM210 132L209 135L208 133ZM228 132V133H227ZM235 132V134H234ZM57 133V134H56ZM72 133V134H71ZM74 133V134H73ZM82 133V134H81ZM85 135H84V134ZM99 133L101 135H99ZM102 133H104L102 136ZM108 133V134H107ZM135 133V134H134ZM175 133V134H174ZM177 133V134H176ZM188 133V135H187ZM200 133V134H199ZM203 133V134H201ZM226 133V134H224ZM232 133V134H230ZM258 133V134H257ZM12 137V139L9 137ZM24 136H21V135ZM90 134V135H89ZM94 136H93V135ZM112 134V135H111ZM115 134V135H114ZM128 134V135H127ZM134 134V135H133ZM146 134V135H145ZM155 134V135H154ZM161 134V135H160ZM162 134L163 137L162 138ZM172 136H171V135ZM194 134V135H193ZM206 134V135H204ZM217 134V135H216ZM221 136H220V135ZM224 134V135H223ZM242 134V136H240ZM244 134V135H243ZM250 134V135H249ZM253 134V136H252ZM2 135V136H1ZM27 135V136H26ZM73 135V136H72ZM83 135V136H82ZM110 135V136H109ZM160 135V136H158ZM167 135V137H166ZM169 135V137H168ZM203 135V136H202ZM32 138H31V137ZM48 136V138H47ZM90 136V137H89ZM97 136V137H96ZM102 136V137H101ZM114 136V137H113ZM151 136V137H150ZM154 136V137H153ZM183 136V138H182ZM201 136V137H200ZM208 136V137H207ZM232 136V137H231ZM235 136V137H233ZM237 136V138H236ZM258 136V137H257ZM27 137V138H25ZM35 137V138H34ZM38 137V138H36ZM59 139H58V138ZM78 137V138H77ZM87 137V138H86ZM159 137L158 139H156ZM188 137V138H187ZM190 137V138H189ZM192 137V138H191ZM203 137V138H202ZM216 139H215V138ZM241 137V138H240ZM243 137V138H242ZM245 137H249L247 139ZM253 137V138H252ZM263 137V138H262ZM32 140H31V139ZM53 138V140H52ZM92 138V139H91ZM101 138V139H100ZM104 138V139H103ZM162 138V139H161ZM220 138V139H219ZM228 138V139H226ZM235 138V139H234ZM5 139V140H3ZM30 139V140H29ZM99 139V140H98ZM124 139V141H123ZM160 139V141H159ZM165 139V140H164ZM171 139V140H170ZM182 139V140H180ZM186 139V140H185ZM192 139V140H191ZM206 139V140H205ZM210 139V140H209ZM222 139V140H221ZM224 139V140H223ZM226 139V140H225ZM233 139V140H232ZM262 144H261V140ZM29 140V141H28ZM38 140V141H37ZM89 140V141H88ZM92 140V142H91ZM104 140V141H103ZM111 142H109V141ZM117 140V141H116ZM122 140V141H121ZM169 140L171 142H169ZM179 142H177V141ZM188 140V141H187ZM190 140V141H189ZM243 140V141H242ZM245 140V142H244ZM250 140V141H249ZM254 140V141H253ZM260 140V141H259ZM32 141V142H31ZM37 141V142H36ZM126 141V142H125ZM173 141V142H172ZM194 141V142H192ZM199 141L200 145H199ZM209 141H211L209 143ZM229 143H227V142ZM259 141V142H258ZM27 142V144H26ZM76 142V143H75ZM98 142V143H97ZM105 142V143H104ZM108 142V143H106ZM121 142V143H120ZM182 142V143H180ZM189 142V143H188ZM191 142V143H190ZM205 144H204V143ZM220 142V144H219ZM223 142V143H222ZM244 142V143H243ZM253 142V144H252ZM2 143V144H1ZM8 143V145H7ZM87 143V144H86ZM91 143V145H90ZM94 143V146H93ZM96 143V145H95ZM110 143V144H109ZM116 143V144H115ZM186 143V144H185ZM188 143V144H187ZM203 143V144H202ZM35 144V145H34ZM38 144V145H37ZM48 144V145H45ZM104 144V146H102ZM108 144V145H107ZM112 144V145H111ZM120 144V145H119ZM179 144V145H178ZM193 144V145H192ZM198 144V146H197ZM226 144V145H225ZM245 144V145H244ZM248 144V145H247ZM4 145V146H3ZM12 145V147H11ZM24 145V146H23ZM33 145V146H32ZM53 145V146H52ZM82 145V146H81ZM100 145V146H98ZM110 145V146H109ZM116 145V146H115ZM192 145V146H191ZM202 145V146H201ZM213 145H216L215 147ZM225 145V146H224ZM244 145V147H243ZM263 145V146H262ZM38 146V147H37ZM76 146V147H75ZM92 146V147H90ZM131 146V147H130ZM133 146V148H132ZM188 146V148H185ZM204 146V147H203ZM221 146V147H220ZM228 148H227V147ZM241 146V147H240ZM260 146V148H259ZM262 146V147H261ZM29 147V148H28ZM61 147V148H60ZM72 147V148H71ZM102 147V148H101ZM110 147V149H109ZM117 147V148H115ZM127 147V149H125ZM191 149H190V148ZM198 147V148H196ZM201 147V148H200ZM206 147V148H205ZM214 149H213V148ZM226 147V148H225ZM231 147V148H230ZM232 147H235L232 149ZM248 147V148H247ZM253 147V148H250ZM256 147L258 149H256ZM38 148V149H37ZM47 148V149H46ZM78 148V149H77ZM85 150H84V149ZM91 148V149H90ZM93 148V149H92ZM101 148V149H100ZM106 148V149H104ZM113 148V149H111ZM182 148V149H181ZM194 148V149H193ZM196 148V149H195ZM221 148V149H220ZM224 148V149H223ZM237 148V150H236ZM13 149V150H12ZM25 149L27 151H25ZM37 149V150H36ZM42 149V150H41ZM51 149V150H50ZM57 149V151H56ZM77 149V150H76ZM89 149V150H88ZM104 149V150H103ZM121 149V150H120ZM134 149V150H133ZM136 149V150H135ZM184 149V150H183ZM190 151H189V150ZM206 149V150H205ZM213 149V150H212ZM227 149V150H226ZM232 149V150H231ZM242 149L244 151H242ZM3 150V152H2ZM41 150V151H40ZM93 152H90L92 151ZM103 150V151H102ZM111 150V151H108ZM193 152H192V151ZM196 152H195V151ZM200 150V152H199ZM204 150V151H203ZM223 150V151H220ZM239 150V151H238ZM258 150V151H257ZM36 151V154H35ZM64 151V152H63ZM96 151V152H95ZM105 151L112 152L106 154ZM183 151V152H182ZM186 151V152H185ZM203 151V152H202ZM220 151V152H219ZM228 151V153L226 152ZM241 151V152H240ZM247 151V152H246ZM255 151V152H254ZM263 151V152H262ZM13 152V153H11ZM24 152V153H23ZM37 158V162L34 164V169L28 175L23 174V167L26 165L30 155ZM107 152V153H108ZM128 152V153H127ZM188 152L190 154H188ZM199 152V153H197ZM202 152V153H201ZM206 154H205V153ZM230 152V154H229ZM238 152V153H237ZM249 152V153H248ZM3 153V154H2ZM10 153V154H9ZM15 153V155H13ZM17 153V154H16ZM20 153V154H19ZM75 153V155H74ZM130 153V154H129ZM136 153V154H135ZM183 153V154H182ZM187 153V154H186ZM193 153V154H191ZM196 153V154H195ZM209 155H208V154ZM247 153V154H246ZM254 155H253V154ZM258 154V155H255ZM2 154V155H1ZM6 154V155H5ZM29 154V155H28ZM41 154V155H40ZM53 154V155H52ZM55 154V155H54ZM186 154V155H185ZM195 154V155H194ZM213 154V156H212ZM233 154V155H232ZM238 154V155H237ZM241 157H240V155ZM243 154H246V159ZM249 154V155H248ZM263 154V155H261ZM20 155V156H19ZM28 155V156H26ZM61 155V156H59ZM69 155V156H68ZM105 155V156H104ZM110 155V156H108ZM131 155V156H130ZM194 155V157H193ZM207 155L205 158L203 156ZM232 155V156H231ZM7 158H6V157ZM15 156V158H14ZM107 156V157H106ZM114 156V157H113ZM135 156V157H134ZM219 156V157H218ZM220 156H224L221 158ZM231 156V157H230ZM235 156V157H234ZM238 156V157H237ZM242 156H244L242 158ZM254 156V157H253ZM256 156V157H255ZM259 156H263L262 158ZM4 157V158H2ZM10 157V158H9ZM12 157V158H11ZM21 157V158H19ZM24 157V158H22ZM42 157V158H41ZM54 157V158H53ZM106 157V158H105ZM109 157V159H108ZM187 157V158H186ZM196 157V158H195ZM216 157V158H215ZM229 157V158H228ZM233 157V159H231ZM253 157V158H252ZM18 159L17 163L16 160ZM51 158V159H50ZM115 158L117 160H115ZM179 160H178V159ZM201 158V159H200ZM215 158V159H214ZM238 158L235 161V159ZM240 158V159H239ZM242 158V159H241ZM261 160L258 162V160ZM23 159V160H22ZM53 159V161H52ZM55 159V160H54ZM70 159V160H69ZM168 159V160H166ZM184 159V160H183ZM208 159V160H207ZM212 159V160H211ZM215 161H214V160ZM222 161H221V160ZM256 159V160H255ZM263 159V160H262ZM20 160V161H19ZM26 160V161H25ZM51 160V161H50ZM58 160V161H57ZM62 160V161H61ZM76 160V161H74ZM172 160V161H171ZM225 160L228 161L225 163ZM231 160V161H230ZM234 160V161H232ZM241 160V161H240ZM247 160V161H246ZM48 161V162H47ZM158 161V162H157ZM170 161V162H169ZM174 161L176 163H174ZM179 161V162H178ZM192 161V162H191ZM221 161V163H220ZM263 161V162H262ZM5 164H4V163ZM165 162V163H164ZM170 163V166L168 165ZM194 162V163H193ZM197 162L199 164H197ZM205 164V165H203ZM212 162V163H211ZM216 164H213V163ZM239 162V163H238ZM255 165V166H252ZM254 162V164H253ZM262 162V163H261ZM12 163V164H11ZM42 163V164H41ZM45 163V164H44ZM52 163V164H51ZM140 163V164H139ZM144 165H143V164ZM159 163V164H158ZM161 163V164H160ZM228 163H231L228 165ZM233 163V165H232ZM242 163V164H240ZM250 163V164H248ZM261 163V164H260ZM20 164V165H19ZM25 164V165H24ZM47 164V165H46ZM56 164L58 165L56 167ZM70 164V165H69ZM142 164V165H141ZM172 164V165H171ZM176 164V165H175ZM178 164V165H177ZM195 164V165H193ZM209 164V165H207ZM221 164V165H220ZM247 164V166H246ZM257 164L259 166H257ZM263 164V165H262ZM15 165V166H14ZM73 165V166H72ZM136 165L139 167L137 170ZM157 165V166H156ZM161 165V166H160ZM182 165V166H181ZM197 165V166H196ZM200 165V168H199ZM216 165V166H215ZM236 165V166H235ZM241 165V166H240ZM245 165V166H244ZM250 165V166H248ZM18 166V167H17ZM61 166V167H60ZM63 166V168H62ZM66 166V167H65ZM159 166V167H158ZM167 166V167H166ZM180 166V167H179ZM233 166V167H232ZM20 167V168H19ZM42 167V168H41ZM71 167V168H69ZM76 167V168H75ZM136 167V168H135ZM158 167V168H157ZM161 167V168H160ZM164 167V168H162ZM210 167V168H209ZM218 170H216L215 169ZM244 167V169L242 168ZM50 168V169H49ZM167 168V169H166ZM183 168V169H182ZM214 168V169H212ZM219 168V169H218ZM231 168V169H230ZM237 168V169H236ZM53 169V170H52ZM58 169V170H57ZM161 169V170H160ZM166 169V170H165ZM172 169V171H171ZM175 169V170H174ZM182 174H181V171ZM186 169V170H185ZM191 169V170H190ZM193 169V170H192ZM196 169V170H195ZM202 169V170H201ZM208 169V170H207ZM210 169V170H209ZM223 169V170H222ZM226 169V170H225ZM243 169V170H242ZM251 169V171H250ZM255 169V171H254ZM168 170V172H166ZM189 170V171H187ZM195 170V171H194ZM199 170V171H198ZM206 170V171H204ZM225 170V171H224ZM230 170V171H229ZM261 170H263L261 172ZM14 171V172H13ZM22 171V172H21ZM73 171V172H72ZM80 171V172H79ZM144 171V172H141ZM153 171V172H152ZM156 171V172H155ZM175 171V172H174ZM193 172V174L191 172ZM234 171V172H233ZM237 171V172H236ZM253 171V173H252ZM9 172V174H8ZM12 172V173H11ZM38 172V173H37ZM57 172V173H56ZM78 172V173H77ZM135 172V173H134ZM137 172V174H136ZM152 172V173H151ZM172 172V173H170ZM174 172V173H173ZM179 172V173H178ZM196 172H200L199 174ZM205 172V173H204ZM207 172V173H206ZM211 172V173H210ZM231 172V173H230ZM236 172V173H235ZM242 172V173H241ZM11 173V174H10ZM14 173V174H13ZM17 173V174H16ZM48 173V174H47ZM60 173V174H59ZM71 173V174H70ZM154 173V174H153ZM159 173V175L157 174ZM177 173V174H176ZM186 173V174H185ZM191 174L189 176V174ZM249 173V175H248ZM263 173V174H262ZM23 174V176H22ZM33 174L35 176H33ZM60 176H59V175ZM77 174V175H76ZM148 174V175H147ZM175 177H174V175ZM180 174V175H179ZM202 174V175H201ZM212 174V175H211ZM214 174V175H213ZM235 174V175H234ZM237 174V176H236ZM259 174V175H258ZM10 175V176H9ZM16 175V176H14ZM20 175V176H19ZM58 175V176H57ZM63 175V176H62ZM141 175V176H140ZM167 175V177H166ZM182 175V176H181ZM208 175V177L204 176ZM210 175V176H209ZM228 175V176H227ZM231 175V176H230ZM257 175V176H256ZM261 175V176H260ZM26 178H25V177ZM73 176V177H72ZM81 176V177H80ZM140 178L138 179L137 178ZM140 176V177H139ZM149 178H148V177ZM156 176V177H154ZM159 176V177H158ZM163 176V177H162ZM166 178H165V177ZM181 176V177H180ZM195 176V177H194ZM197 176V178H196ZM201 176V177H200ZM203 176V177H202ZM213 176V177H212ZM226 176V177H225ZM243 176V177H241ZM13 177V178H12ZM18 180V185L21 190L16 192V196L6 199V194L9 186ZM162 177V179H161ZM173 177V178H172ZM177 177V178H176ZM187 177V178H186ZM224 178V180H222ZM232 177V178H231ZM240 177V178H239ZM255 177V178H254ZM262 177L260 180L257 179ZM8 178V179H6ZM160 178V179H158ZM181 178V179H180ZM195 178V179H194ZM203 178V179H202ZM210 180H207V179ZM212 178V180H211ZM216 178V179H214ZM235 178V179H234ZM253 178V179H251ZM27 179V180H26ZM47 179V180H46ZM75 179V181H73ZM143 179V180H142ZM188 179V181H187ZM206 179V180H205ZM220 179V180H219ZM231 179V180H230ZM234 179V180H233ZM250 179V180H249ZM6 180V181H5ZM32 180V181H31ZM68 180V181H67ZM139 180V181H138ZM151 180V181H149ZM158 180V181H157ZM174 180V181H173ZM176 180V181H175ZM179 180V181H178ZM183 180V182H182ZM198 180V181H197ZM201 180V181H200ZM222 180V181H221ZM241 180V181H240ZM249 180V181H248ZM259 180V181H258ZM22 183H21V182ZM24 181V182H23ZM46 181V182H45ZM80 181V182H79ZM154 181V182H153ZM204 181V182H202ZM208 181V182H205ZM215 181V182H214ZM220 181V182H218ZM230 181V182H227ZM238 181V182H237ZM39 182V184H38ZM48 182V183H47ZM153 182V183H152ZM159 182V183H158ZM162 182V183H161ZM175 182V183H173ZM186 182V183H185ZM196 182V183H195ZM198 182V183H197ZM235 182V183H234ZM244 183V185L242 183ZM248 182V183H247ZM76 185H75V184ZM143 183V184H142ZM145 183V184H144ZM147 183V184H146ZM177 183V184H176ZM184 183V184H183ZM189 183V184H188ZM212 183V184H211ZM214 183V184H213ZM225 185H223V184ZM228 183V184H227ZM260 183V184H259ZM10 184V185H9ZM171 186H170V185ZM173 184V185H172ZM188 184V185H186ZM191 184V188L189 185ZM222 185V186H217ZM227 184V187H226ZM235 184V185H234ZM246 184H248L246 186ZM36 185V186H35ZM148 187H145V186ZM163 185V186H162ZM177 185V186H176ZM199 185V186H198ZM201 185V186H200ZM216 185V186H215ZM230 185L232 187H230ZM234 185V186H233ZM8 186V187H7ZM145 189H144V187ZM157 186V187H156ZM161 188H160V187ZM167 186V187H165ZM169 186V188H168ZM174 186V187H173ZM182 187V189L180 187ZM186 186V187H184ZM188 186V187H187ZM204 186V187H203ZM209 186V187H207ZM217 188H215V187ZM236 186V187H235ZM246 186V188L244 187ZM253 186V188H252ZM37 187V188H36ZM173 187V188H172ZM184 187V189H183ZM195 187V189H194ZM206 187V188H205ZM220 187H223L220 188ZM257 189H255V188ZM259 187V188H258ZM149 188V191H148ZM152 188L153 191H152ZM159 188V189H158ZM209 188V189H208ZM219 188V190H218ZM232 188V189H231ZM237 188V189H236ZM242 190H241V189ZM244 188V190H243ZM23 189V190H22ZM36 189V190H35ZM143 189V190H142ZM168 189V190H167ZM186 189V190H185ZM193 189V190H192ZM203 189V190H201ZM230 189V191H229ZM246 189V191H245ZM253 189V190H252ZM179 190V191H178ZM192 190V191H191ZM216 190L217 192L215 193ZM236 190V191H235ZM240 190V191H237ZM251 190V192H249ZM258 192H257V191ZM22 191V192H21ZM25 191V192H24ZM141 191V192H140ZM160 191V192H158ZM162 191V192H161ZM168 191V192H167ZM181 191V192H180ZM190 193H189V192ZM196 191V192H195ZM213 191V192H212ZM221 191V192H220ZM233 191V192H232ZM244 191V192H243ZM24 192V193H23ZM138 192V193H137ZM152 192V194H151ZM158 192V193H157ZM177 193V194H174ZM201 192V193H200ZM203 192V193H202ZM209 192V193H207ZM219 192V193H218ZM230 192V193H229ZM261 192V195L259 194ZM22 193V194H21ZM122 193V194H121ZM145 193V195H144ZM165 193V194H164ZM169 193V194H168ZM189 193V194H188ZM194 193V194H193ZM200 193V194H198ZM214 195H211L213 194ZM235 193V194H234ZM240 193H244L243 195ZM247 193V194H246ZM250 193V194H249ZM263 193V194H262ZM6 194V195H5ZM141 194V195H140ZM148 194V196H147ZM151 194V195H150ZM155 194V195H154ZM157 194H161L160 196ZM163 194V195H162ZM198 194V195H197ZM208 196L206 197V195ZM210 194V195H209ZM222 194V195H221ZM257 198H254L255 196ZM258 194V195H257ZM4 195V196H3ZM172 195V196H171ZM188 195V196H186ZM195 198H194V196ZM205 198H203L204 196ZM216 195V196H215ZM221 195V196H218ZM224 195V198H223ZM252 195V196H251ZM165 196V197H164ZM177 196V197H176ZM191 196V197H190ZM193 196V198H192ZM197 196V197H196ZM211 196V197H210ZM215 196V197H213ZM238 196V197H237ZM240 196V197H239ZM263 196V197H261ZM4 197V198H3ZM15 197V198H14ZM146 197V198H145ZM201 197V198H200ZM229 197V198H228ZM243 197V198H242ZM248 197V198H247ZM262 199H261V198ZM12 198V199H11ZM142 198V199H141ZM148 198V199H147ZM176 198V199H175ZM205 200H203V199ZM208 198V199H207ZM217 200L215 201V199ZM221 198V199H220ZM228 198V199H227ZM246 198V200H245ZM251 200H250V199ZM154 199V200H152ZM161 199V200H160ZM178 199V200H177ZM210 199V200H209ZM225 199V200H224ZM233 199H235L233 201ZM239 199V201H237ZM244 199V200H243ZM261 199V200H260ZM76 200V202H75ZM149 200V201H148ZM209 200V201H207ZM215 202H214V201ZM221 200V201H220ZM227 200L229 201L227 204ZM254 200V201H253ZM260 200V201H259ZM263 200V202H262ZM128 201V202H127ZM133 203H132V202ZM147 201V202H145ZM167 201V202H166ZM241 201V202H240ZM253 201V203H252ZM75 204H74V203ZM126 202V203H125ZM144 202V203H143ZM155 202V203H154ZM158 202V203H157ZM160 202V203H159ZM219 202V203H218ZM234 202V203H233ZM255 202V203H254ZM7 206H6V204ZM141 203V204H140ZM146 203V204H145ZM166 203V205H165ZM184 203V204H183ZM215 205H214V204ZM242 203V205H241ZM244 203V204H243ZM252 203V204H251ZM263 203V204H261ZM117 204V205H116ZM128 204V205H127ZM137 204V205H134ZM179 204V205H178ZM187 204V205H186ZM236 204V205H235ZM5 205V206H4ZM120 205V206H119ZM134 205V206H133ZM149 205V206H148ZM178 205V207H177ZM191 205V206H190ZM241 205V207L239 206ZM247 205V206H246ZM128 206V207H127ZM144 206V208H143ZM149 207V209L147 207ZM155 206V207H152ZM170 206V207H169ZM183 206V207H182ZM189 206V207H188ZM246 206V207H245ZM259 206V207H258ZM263 206V207H262ZM75 207V208H74ZM91 207V208H90ZM105 207V208H103ZM115 207V208H114ZM117 207V209H116ZM139 207V208H138ZM151 207V209H150ZM158 207V208H157ZM186 207V208H185ZM249 207V208H248ZM251 207V209H250ZM257 207V208H256ZM96 208V209H95ZM98 208H100L98 210ZM113 208V209H112ZM119 208V209H118ZM138 208V209H137ZM169 208V209H168ZM171 208V210H170ZM183 208V209H182ZM192 208V209H191ZM246 210H245V209ZM259 208V209H258ZM262 208V209H260ZM109 209V210H108ZM129 209V210H128ZM137 209L136 211H134ZM141 209V210H140ZM177 209V211H176ZM179 209V210H178ZM115 210V211H114ZM132 210V211H131ZM151 210V211H150ZM167 210V211H166ZM241 210V211H240ZM250 210V211H249ZM125 211V212H124ZM139 211V212H138ZM145 211V212H144ZM158 211V212H157ZM160 211V212H159ZM162 211V212H161ZM166 211V212H165ZM245 211V212H244ZM255 215L252 218L251 216ZM260 211V212H259ZM37 212V213H36ZM72 212V213H71ZM94 212V213H93ZM155 212V213H154ZM239 214H238V213ZM242 212V214L240 213ZM34 213V214H33ZM58 213V214H57ZM109 213V214H108ZM117 213V214H116ZM134 213V214H133ZM139 213V214H138ZM144 213V214H143ZM147 213V215H146ZM159 215H158V214ZM164 213V214H163ZM263 213V214H261ZM26 214V215H25ZM70 214V215H69ZM74 214V215H73ZM79 214V216H78ZM129 214V215H128ZM138 214V215H137ZM238 214V215H237ZM259 214V215H257ZM68 215V216H67ZM84 215V217H83ZM109 215V216H108ZM122 215V216H121ZM128 215V216H126ZM137 215V216H136ZM73 216V217H72ZM75 216V217H74ZM81 216V217H80ZM148 216V217H147ZM154 216V217H153ZM156 216V217H155ZM242 216V217H241ZM251 218H250V217ZM261 218H260V217ZM106 217V218H105ZM158 217V218H157ZM166 217V220L164 218ZM190 217V218H189ZM241 217V218H240ZM246 217H249L247 221ZM21 218V219H19ZM81 218V220L79 219ZM95 218V219H94ZM99 218V219H97ZM130 218V219H129ZM153 218V219H152ZM173 218V219H172ZM244 218V220H243ZM78 219V220H76ZM116 219V220H115ZM144 219V220H143ZM163 219V220H162ZM170 219V220H169ZM242 219V220H241ZM262 219V220H261ZM86 223H85V221ZM109 220V221H108ZM119 220V221H118ZM135 220V221H134ZM168 220V221H167ZM241 222H238V221ZM257 220V221H256ZM19 221V222H18ZM24 221V222H23ZM82 221V222H81ZM105 221V222H104ZM122 221V222H121ZM155 221V222H154ZM162 221V222H161ZM164 221V222H163ZM247 221V222H245ZM22 222V223H21ZM77 222V223H76ZM142 222V223H140ZM148 222V223H147ZM255 222V223H254ZM155 223V224H154ZM158 225H157V224ZM161 223V224H160ZM213 223V225H212ZM244 225H243V224ZM251 223V225H250ZM254 223V224H253ZM261 223V224H260ZM18 224V225H17ZM78 224V225H77ZM135 224V225H134ZM150 224V226H149ZM109 227H108V226ZM125 225V226H124ZM142 227H141V226ZM146 225V226H145ZM156 225V226H155ZM161 225V226H160ZM212 225V226H211ZM248 225V227L246 226ZM251 227H250V226ZM253 225V226H252ZM263 225V226H262ZM23 226V227H22ZM152 226V227H151ZM215 226V227H213ZM244 226V227H243ZM246 226V227H245ZM91 228V229H90ZM93 228V229H92ZM158 228V229H157ZM215 228L216 230H214ZM221 228V229H220ZM249 228V229H247ZM261 228V229H260ZM14 229V230H13ZM72 229V230H71ZM104 229V230H103ZM128 231H126V230ZM131 229V230H130ZM140 229V230H139ZM161 229V230H159ZM244 229V230H243ZM259 229V230H258ZM19 230V231H18ZM91 230V231H90ZM98 230V231H97ZM100 230V231H99ZM143 230V231H142ZM145 230V231H144ZM150 230V231H149ZM164 230V231H163ZM167 232H166V231ZM262 232H261V231ZM104 233H103V232ZM132 231V232H131ZM137 233H136V232ZM142 231V232H141ZM170 231V232H169ZM245 231V232H244ZM258 231V233H256ZM18 232V233H17ZM56 232V234H55ZM126 232V233H125ZM131 232V233H130ZM140 232V233H139ZM145 234H144V233ZM173 232V233H172ZM175 232V234H174ZM255 234H254V233ZM101 233V234H100ZM151 233V235L149 234ZM160 234L159 236L157 234ZM163 233V234H162ZM243 233V234H242ZM100 234V235H99ZM103 234V235H102ZM105 234V235H104ZM127 234V235H126ZM252 234V238L249 236ZM258 234V235H257ZM90 235V236H89ZM96 235V236H95ZM99 235V236H98ZM110 238H109V236ZM140 235V236H139ZM143 235V236H142ZM163 235V236H161ZM238 235V236H237ZM248 235V236H247ZM147 238H146V237ZM175 236V238H174ZM254 236V237H253ZM81 237V238H80ZM84 237V238H83ZM108 237V241H107ZM149 237V238H148ZM161 237V238H160ZM178 237V239H176ZM185 237V238H184ZM239 237V238H238ZM243 237V238H242ZM248 237V238H247ZM261 237L262 240L261 241ZM113 238V239H112ZM130 238V240H129ZM155 238V239H154ZM163 238V239H162ZM166 238V239H165ZM172 238V239H171ZM234 240H232V239ZM258 238V239H257ZM84 239V240H83ZM97 242H96V240ZM102 239V240H101ZM110 239V240H109ZM145 239V241H144ZM162 239V240H161ZM169 239V241H168ZM185 239V240H184ZM252 239V240H251ZM92 240V241H91ZM99 240V241H98ZM101 240V241H100ZM105 240V241H104ZM124 240V241H122ZM160 240V241H159ZM173 240L174 242H172ZM177 240L181 241L178 242ZM255 242H254V241ZM82 241V242H81ZM91 241V242H90ZM133 241V242H131ZM140 241V242H139ZM167 241V242H166ZM171 241V243H170ZM241 243H240V242ZM247 241V242H245ZM249 241V242H248ZM254 243H253V242ZM84 242V243H83ZM88 242V243H86ZM94 242V243H93ZM96 242V243H95ZM106 242V243H105ZM108 244L113 242L111 244ZM127 244L125 245V243ZM143 242V243H142ZM164 242V244H163ZM169 242V243H168ZM252 242V243H251ZM259 242V243H258ZM83 243V244H82ZM124 243V244H123ZM130 245H129V244ZM133 250H132V245ZM139 243V244H136ZM161 243V244H160ZM174 243V244H173ZM248 243V244H247ZM251 243V244H250ZM258 243V244H257ZM116 244V245H115ZM135 244V245H134ZM172 247H171V245ZM177 244V245H176ZM228 244V245H227ZM250 244V245H249ZM262 244V245H261ZM96 245V246H94ZM156 245V246H155ZM159 245V246H157ZM175 245V246H174ZM180 245V247H178ZM245 247H243V246ZM255 247H253V246ZM261 245V246H260ZM92 246V247H91ZM163 246V248H162ZM222 246V247H220ZM228 246V247H226ZM97 247V248H96ZM117 247V248H116ZM127 247V248H126ZM170 247V248H169ZM102 248V250H101ZM104 248V249H103ZM116 248V249H113ZM139 248V249H137ZM176 248V249H175ZM178 248V249H177ZM227 248V249H226ZM261 248V249H260ZM127 249V250H126ZM223 249V250H222ZM226 249V250H225ZM233 249V250H232ZM245 249V250H244ZM252 249V250H251ZM259 249V250H258ZM30 250V251H29ZM109 250V251H108ZM131 250V252L129 251ZM136 252H135V251ZM138 250V251H137ZM170 252H169V251ZM174 252H172V251ZM220 250V251H219ZM229 250V251H228ZM262 250V251H260ZM46 251V252H45ZM224 251V253H222ZM228 251V252H226ZM234 251V252H233ZM238 251V252H237ZM245 251V252H244ZM259 251V252H258ZM107 252V253H106ZM120 252L122 254H120ZM132 254H130V253ZM165 252V253H164ZM169 252V253H168ZM177 252V254H176ZM236 252V254H235ZM240 252V253H239ZM250 252V255H249ZM31 253V254H29ZM97 253V254H96ZM103 253V254H102ZM106 253V256H105ZM127 253V255H126ZM219 253V254H218ZM238 253V254H237ZM252 253V254H251ZM254 253V254H253ZM260 253V254H258ZM125 254V255H124ZM172 254V256H171ZM191 254V255H190ZM206 254V255H205ZM230 256H229V255ZM232 254L233 257H232ZM241 254V255H240ZM263 256H262V255ZM97 255V256H96ZM111 255V256H110ZM195 257H194V256ZM219 255V256H217ZM226 255V256H224ZM238 255V256H237ZM252 255V256H251ZM120 256V257H119ZM122 256V257H121ZM125 258H124V257ZM190 256V257H189ZM199 256V257H198ZM209 256V257H208ZM229 256V257H228ZM242 256V257H241ZM246 256V257H245ZM250 256V257H248ZM258 256V257H257ZM106 257V258H105ZM130 257V259H129ZM132 257V258H131ZM134 257H136L134 259ZM164 257V258H163ZM232 257V258H231ZM247 261H246V259ZM169 258V259H168ZM222 258V259H221ZM236 258V259H235ZM238 258V259H237ZM240 258V259H239ZM242 258V259H241ZM263 258V259H262ZM81 259V260H80ZM119 259V260H118ZM121 259L123 261H121ZM124 259H126L124 261ZM167 259V260H166ZM171 259V260H170ZM201 259V260H200ZM209 259V260H208ZM221 259V260H220ZM231 259V260H230ZM257 259V260H256ZM133 260H135L133 262ZM143 260V261H142ZM155 262H154V261ZM157 260V261H156ZM166 260V261H165ZM181 260V261H180ZM212 260V261H211ZM224 260V261H223ZM92 261V262H91ZM139 261H141L139 263ZM147 261V262H146ZM149 261V262H148ZM153 261V262H152ZM163 261V262H162ZM194 261V262H193ZM197 261V262H196ZM218 261V262H217ZM233 261V263H232ZM256 263H255V262ZM76 262V263H75ZM78 262V263H77ZM123 262V263H122ZM158 262V263H157ZM183 262V263H182ZM199 262V263H198ZM210 262V263H209ZM237 262V263H236ZM247 262V263H246Z\"/></svg>",
	"mask_w": 264,
	"mask_h": 264
},
{
	"label": "bare ground",
	"instance_id": "obj_2",
	"mask_svg": "<svg viewBox=\"0 0 264 264\" xmlns=\"http://www.w3.org/2000/svg\"><path fill=\"white\" fill-rule=\"evenodd\" d=\"M61 1H62V0H61ZM67 1H68V0H67ZM93 1H94V0H93ZM99 1H100V0H99ZM105 1H106V0H105ZM118 1H119V0H118ZM160 1H161V0H160ZM173 1H175V4H172V3L170 2L171 4L169 3L168 6L166 5V4H167L166 2H164L165 5H164V3H163V5H162V3H159V2H158V3L160 4V5H159V8L157 7V5H156V7H157L158 9L155 7V9L158 11V12H157V13H158V16H157V14H156L157 17L155 16V17H156L155 20L153 19V18H155V17H152V19H153L154 21H153L152 19L150 20L151 22H150V21H147V20L145 21L144 26L147 27V29H148L147 31H148V32H147V33H146V32H143L142 34L145 33L144 36L141 35V37H139V36L137 35V37H134V38L132 37V39H129V38H128V39H129V42L127 41V42H128L127 45H125L126 42L122 39L123 42H125V43H123L124 45H123V44L121 45V47H122L121 50L123 51V52L121 51V52L123 53V54L121 53V54H122L121 56H122L123 58L121 57V59H120V57H119L118 55H117L118 57L115 56V55H116L115 52H114V55H113V53L109 52V51H110V50H109L108 52L106 51V54H108V55H107V58H105L106 60L103 58L105 55H104V56H103V55H100V56H102V59L105 60V65H101L102 67L99 66V68H98L99 70L97 69L98 72L95 70V68H94L95 66L92 65V63H91V65L94 66V67H93V70H91V71H92L93 73H95V75H96V74H99V72H101V73L103 72L102 75H101V77H92V78H94V79L96 78L94 81L97 80L96 83H94V85H95V84L97 85V82H98L99 84H103L102 88H104V89H105L104 86H107L106 89L109 88V92H108V90H105V91H107L106 93L111 94L112 91H110V90H114V88L116 87L115 84H117V83L119 84L120 81L123 82V81H124L123 78H125L126 76H128V77H132V75H134L135 73H137V75H139V74H138L139 72H142V71H144V70H146V69H148V68H149V69L152 68V67L154 68V67L157 66V65H158V66H159V65H162V66H163V65L166 64V63L169 64V62H172L173 60H175V59H177L178 57H180V56L183 54V51H184V49H185V48H183V47H182L183 50L181 49V46H182V45L179 46L180 48H179V47H175V46H173V47H171V49H170V47L168 46L169 50H164V51H163L162 48H160V49H158V50H157V49H156V50H152V51H154V54H152L153 56L150 55V56H148V57H147V56L143 57V56L145 55V53H146V51L144 52V48H146L145 45L147 44V46H148V43H147V42H149V41H153L154 44H156L155 42H156L157 40H160V38H164V37H167V38H168V36H169V37H175V38H178V39H179V38H182V37L184 38V37L187 36L188 32H189L191 29H196V30H194V31H198V32H199V36L201 37V39H202V40H205L206 42L209 41V40L212 41L213 39L215 40V38H216L217 36L220 35V34H219V33H221V32H220V30H221V26H220V24H221V21H223V19L225 18L224 15H225V14H226L225 16L228 15L227 12H228V10H230V9L228 8V6H230V4L227 5L228 3H227V2H224V3H227V4L224 5V3H223V6H220L221 8H219V9L216 10V11H214V12H215V13H214V16L212 15L214 18H213V17H212V18L210 17V18H211L210 21H212V23H210V21H209V24H210V25H207V24L205 25V23L203 24L204 20L202 19V17H203V16H201L202 14L200 15V16H201V19L203 20V21H202V24H200V22H197V21H199V20L196 21V19H194V16H192L193 12H195V11H194L195 9L193 10V8H192V7H195V6H193L194 4L192 5V3H194L193 0H178V2H177L176 0H173ZM203 1H204V0H203ZM206 1H208V0H206ZM216 1H218V0H216ZM221 1H222V0H221ZM229 1H230V0H229ZM240 1H241V0H240ZM243 1H244V0H243ZM250 1H252V0H250ZM253 1H254V0H253ZM255 1H256V0H255ZM45 2H46V1H45ZM47 2H48V1H47ZM52 2H53V1H52ZM56 2H57V1H56ZM94 2H95V1H94ZM120 2H121V1H120ZM128 2H129V0H128ZM132 2H133V1H132ZM161 2H162V1H161ZM167 2H168V1H167ZM176 2H177V3H176ZM200 2H201V1H200ZM219 2H220V0H219ZM234 2H235V0H234ZM234 2H233V3H234ZM58 3H59V2H58ZM64 3H65V1H64V2L62 1V3L60 2L61 5H58V6H62ZM66 3L68 4V2H66ZM69 3H70V2H69ZM97 3H98V2H97ZM99 3H100V2H99ZM116 3H117V0H107V2H106L104 5H102V2H101V5H102L101 11L98 10V13L100 12V13H99V17L96 15V16L98 17V19H97V18H95V19L98 20V21L100 22V20H99V18H100V19H102V22L105 23V25H106L107 27H108V26L112 27V24H113V23H112L111 21L114 20L113 17H114V14H116V13H113L114 10L112 11V9H114V5L116 6ZM130 3H131V2H130ZM137 3H139V2H137ZM141 3H142V2H140V4H141ZM155 3H156V2H155ZM173 3H174V2H173ZM202 3H203V2H201V4H202ZM204 3H205V2H204ZM215 3H216V2H215ZM215 3H214V4H213V3H210V4H211V6H212V4L215 6V5H216ZM42 4H43V3H42ZM42 4H41V5H42ZM44 4H45V3H44ZM46 4H47V3H46ZM46 4H45V6H46ZM48 4H49V3H48ZM52 4H53V3H52ZM67 4H66V5H67ZM86 4H87V3H86ZM94 4H95V3H94ZM135 4H136V3H135ZM140 4H139V5H140ZM196 4H198V3H196ZM210 4H209V5H210ZM231 4H232V3H231ZM54 5H55V4H54ZM66 5H65V6H66ZM101 5H100V6H101ZM118 5H119V3H118ZM123 5H124V4H123ZM132 5H133V3H132ZM136 5H137V4H136ZM220 5H221V4H220ZM232 5L234 6L235 3L232 4ZM47 6H48V5H47ZM52 6H53V5H52ZM55 6H56V5H55ZM65 6H62V7H65ZM94 6H95V5H94ZM100 6H99V7H100ZM124 6H125V5H124ZM133 6H134V5H133ZM144 6H145V5H144ZM152 6H154V5H152ZM206 6H207V5H206ZM216 6H217V5H216ZM218 6H219V5H218ZM236 6H237V5H236ZM39 7H40V5H39ZM41 7H43V5H42ZM90 7H91V6H90ZM117 7H118V6H117ZM128 7H129V6H128ZM138 7H139V6H138ZM142 7H143V6H142ZM198 7H199V4H198ZM198 7H197V8H198ZM208 7H210V6H208ZM208 7H207V8H208ZM230 7H231V6H230ZM57 8H59V7H57ZM72 8H74V7H72ZM120 8H121V6H120ZM124 8H125V7H124ZM207 8H206L205 10H208ZM210 8H212V7H210ZM42 9H43V8H42ZM44 9H45V8H44ZM47 9H48V7H47ZM55 9H56V8H55ZM63 9H64V8H63ZM93 9H95V8H93ZM136 9H137V8H136ZM144 9H145V8H144ZM151 9L153 10V8H151ZM213 9H214V8H213ZM231 9H232V11H233V9H236V8H235V7H234V8L232 7ZM32 10H33V9H32ZM40 10H41V9H40ZM48 10H49V9H48ZM51 10H53V9H51ZM57 10H58V9H57ZM64 10H66V9H64ZM95 10H97V9H95ZM115 10H116V9H115ZM127 10H128V9H127ZM134 10H135V8H134ZM137 10H140V9H137ZM236 10H237V9H236ZM55 11H56V10H55ZM68 11H69V9H68ZM86 11H87V10H86ZM141 11H142V10H141ZM143 11H144V10H143ZM202 11H203V9H202ZM202 11H201V12H202ZM238 11H239V10H238ZM43 12H44V11H43ZM49 12H50V11H49ZM60 12H62V11L60 10ZM63 12H64V11H63ZM114 12H115V11H114ZM118 12H119V11H118ZM120 12H122V11L120 10ZM120 12H119V13H120ZM124 12H125V11H124ZM127 12H129V11H127ZM133 12H134V11H133ZM133 12H132V13H133ZM137 12H138V11H137ZM154 12H156V11L154 10ZM154 12H153V15H155ZM196 12H197V11H196ZM204 12H205V11H204ZM207 12H208V11H207ZM233 12H234V11H233ZM31 13H32V12H31ZM40 13H41V12H40ZM40 13H39V14H40ZM50 13H52V11H51ZM95 13H96V12H95ZM119 13H117V14H119ZM145 13H146V12H145ZM145 13H144V14H145ZM198 13L200 14V12H198ZM198 13H197V14H198ZM211 13H212V10H211ZM230 13H231V12H230ZM20 14H21V13H20ZM53 14H54V13H53ZM55 14H56V12H55ZM80 14H82V13H80ZM121 14H122V13H121ZM197 14H196V15H197ZM199 14H198V15H199ZM208 14H210V13H208ZM208 14H207V15H208ZM33 15H34V14H33ZM62 15H63V14H62ZM68 15H69V14H68ZM89 15H90V14H89ZM124 15H126V14H124ZM130 15H131V14H130ZM132 15H133V14H132ZM137 15H138V14H136V16H137ZM145 15H146V14H145ZM229 15H230V14H229ZM238 15H239V14H238ZM20 16H21V15H20ZM20 16H19V18H20ZM25 16H26V15H25ZM40 16H41V15H40ZM48 16H49V15H48ZM53 16H54V15H53ZM66 16H67V15H66ZM85 16H86V15H85ZM96 16H94V17H96ZM112 16H113V17H112ZM117 16H118V15H117ZM148 16H149V15H148ZM148 16H146V17H148ZM200 16H199V17H200ZM233 16H234V15H233ZM241 16H243V15L241 14ZM241 16H240V17H241ZM31 17H32V16H31ZM44 17H45V16H44ZM51 17H52V16H51ZM54 17H55V16H54ZM54 17H52V18H54ZM62 17H63V16H62ZM80 17H81V16H80ZM90 17H91V16H90ZM90 17H89V18H90ZM118 17H119V16H118ZM118 17H117V19H118ZM120 17H121V16H120ZM122 17H123V16H122ZM133 17H135V16H133ZM133 17H132V18H133ZM137 17H138V16H137ZM150 17H151V16H150ZM240 17L238 16V18H240ZM19 18H16V19H19ZM23 18H25V17H23ZM40 18H41V17H40ZM92 18H93V17H92ZM114 18H115V17H114ZM140 18H141V17H140ZM142 18H143V17H142ZM210 18H209V19H210ZM238 18H237V19H238ZM12 19H13V18H12ZM42 19H43V18H42ZM45 19H46V18H45ZM54 19H55V18H54ZM95 19H93V20H95ZM128 19H129V18H127V20H128ZM137 19H138V18H137ZM144 19H145V18H144ZM147 19H148V18H147ZM198 19H199V18H198ZM209 19H208V20H209ZM212 19H213V20H212ZM226 19H227V18H226ZM226 19H224V21H225ZM230 19H231V18H230ZM234 19H235V18H234ZM262 19H263V18H262ZM52 20H53V19H52ZM78 20H79V19H78ZM84 20H85V19H84ZM132 20H136V18H135V19L133 18ZM132 20H131V21H132ZM141 20H143V19H141ZM141 20L139 19V21H141ZM208 20H207V21H208ZM227 20H229V19H227ZM260 20H261V19H260ZM260 20H259V21H260ZM5 21H7V20H5ZM16 21H17V20H16ZM37 21H38V20H37ZM44 21H46V20H44ZM47 21H48V20H47ZM50 21H51V20H50ZM53 21H54V20H53ZM53 21H52V22H53ZM62 21H63V20H62ZM88 21H89V20H88ZM98 21H96V22H98ZM120 21H122V20H120ZM120 21H119L118 23H120ZM128 21H129V20H128ZM237 21H238V20H237ZM239 21H240V20H239ZM255 21H257V20H255ZM12 22H13V20H12ZM18 22H19V21H18ZM22 22H23V21H22ZM30 22H31V21H30ZM52 22H51V23H52ZM58 22H59V21H58ZM58 22H57V23H58ZM60 22H61V21H60ZM77 22H78V21H77ZM82 22L85 23V21H82ZM91 22L94 23L95 21L93 22L92 19H91ZM91 22H90V23H91ZM96 22H95V23H96ZM123 22H124V21H123ZM142 22H143V21H142ZM152 22H153V23H152ZM226 22H227V21H226ZM261 22L263 23V21H261ZM13 23H14V22H13ZM25 23H26V22H25ZM48 23H49V22H48ZM90 23L87 24V25H90ZM103 23H102V25H103ZM118 23L115 24V25H118ZM124 23H125V22H124ZM207 23H208V22H207ZM244 23H245V22H244ZM248 23H250V22H248ZM10 24H11V23H10ZM23 24H24V23H23ZM54 24H55V23H54ZM62 24H63V22H62ZM81 24H82V23H81ZM96 24H97V23H96ZM121 24H122V22H121ZM126 24H127V22H126ZM137 24H138V23H137ZM222 24H223V23H222ZM224 24H225V23H224ZM224 24H223V25H224ZM235 24H236V23H235ZM246 24H247V23H246ZM5 25H6V24H5ZM5 25H3V26H5ZM16 25H17V24H16ZM25 25H26V24H25ZM31 25H32V24H31ZM75 25H76V24H75ZM85 25H86V24H85ZM87 25H86V26H87ZM97 25H100V23H98ZM129 25H131V24H129ZM132 25H133V23H132ZM135 25H136V24H135ZM139 25H140V24H139ZM139 25H138V26H139ZM141 25H142V27H144L142 23H141ZM225 25H226V24H225ZM251 25H252V23H251ZM256 25L258 26V24H256ZM263 25H264V24H263ZM3 26H2V27H3ZM6 26H8V24H7ZM17 26H18V25H17ZM35 26H36V25H35ZM48 26H49V24H48ZM54 26H55V25H54ZM60 26H61V25H60ZM127 26H128V25H127ZM127 26H126V28H127ZM230 26H231V25H230ZM240 26H241V25H240ZM244 26H245V25H244ZM247 26H248V25H247ZM261 26H262V25H261ZM261 26H259V27H261ZM29 27H30V26H29ZM36 27H37V26H36ZM46 27H47V26H46ZM110 27H108V28H110ZM113 27H114V24H113ZM117 27H118V26H117ZM119 27H120V24H119ZM130 27H132V26H130ZM235 27L237 28L238 26H235ZM251 27H252V26H251ZM254 27H255V25H254ZM6 28H7V27H6ZM9 28H10V27H9ZM9 28H8V29H9ZM44 28H45V27H44ZM88 28H89V27H87L86 30H88ZM94 28H95V27H94ZM100 28H102V27L100 26ZM103 28H105L104 25H103ZM114 28H115V27H114ZM122 28H123V26H122ZM224 28H225V27H224ZM230 28H232V27H230ZM236 28H234V29L236 30ZM256 28H257V27H256ZM10 29H11V28H10ZM15 29H16V28H15ZM20 29H21V26H20ZM31 29H32V28H31ZM34 29H35V28H34ZM37 29H38V28H36V32H37ZM48 29H50V28L48 27ZM70 29H71V28H70ZM77 29H78V28H77ZM89 29H90V28H89ZM112 29H113V28H111V29H109V30L112 31ZM117 29H118V28H117ZM119 29H120V28H119ZM124 29H125V28H124ZM124 29H122L123 32H124ZM127 29H128V28H127ZM130 29H131V28H130ZM133 29H135V31H136L135 26L132 27L131 32L133 31ZM140 29L142 30V28L139 27L138 32L136 31V33H139V30H140ZM143 29H144V28H143ZM228 29H229V28H228ZM238 29H240V28H238ZM258 29H260V28H258ZM258 29H256V30H258ZM17 30H18V29H17ZM91 30H93V28H92ZM96 30H97V28H96ZM98 30H99V29H98ZM103 30H104V29H103ZM106 30H107V29H106ZM114 30H115V29H114ZM120 30H121V29H120ZM120 30H119V32H120ZM218 30H219V31H218ZM251 30L253 31V28H252ZM251 30H250V31H251ZM256 30H255V28H254V31H256ZM260 30H261V29H260ZM21 31H22V30H21ZM26 31H27V29H26ZM28 31H29V30H28ZM33 31H34V30H33ZM38 31H41V30H38ZM46 31H47V30H46ZM60 31H61V30H59V32H60ZM129 31H130V30H129ZM135 31H133V32H135ZM236 31H237V30H236ZM252 31H251V33H252ZM261 31H262V30H261ZM3 32H4V31H3ZM3 32H2V34H3ZM6 32H7V31H6ZM24 32H25V31H24ZM24 32H23V33H24ZM29 32H30V31H29ZM51 32H52V31H51ZM88 32H90V31H88ZM101 32H102V31H101ZM103 32H104V31H103ZM103 32H102V34H103ZM113 32H114V31H113ZM113 32H112V34H113ZM116 32H117V30H116ZM190 32H192V30H191ZM228 32H229V31H228ZM233 32H234V30H233ZM37 33H38V32H37ZM39 33H40V32H39ZM105 33H107V32H105ZM109 33H110V32H109ZM124 33H125V32H124ZM128 33H129V32H128ZM193 33H194V32H193ZM193 33H191V34H193ZM196 33H197V32H196ZM196 33H194L192 36H194ZM223 33H224V32H223ZM223 33H222L221 37H223ZM231 33H232V31H231ZM235 33H236V32H235ZM18 34H19V33H18ZM33 34H34V33H33ZM33 34H32V36H33ZM41 34H42V33H41ZM41 34H40V37L42 36ZM59 34H60V33H59ZM59 34H58V35H59ZM77 34H78V33H77ZM77 34H76V35H77ZM99 34H100V33H99ZM115 34H116V33H115ZM126 34H127V33H126ZM224 34H225V33H224ZM227 34H229V33H227ZM233 34H234V33H233ZM237 34H238V33H237ZM245 34H246V33H245ZM8 35H9V34L7 33V36H5V38L8 37ZM36 35H37V34H36ZM43 35H44V32H43ZM81 35H82V34H81ZM100 35H101V34H100ZM120 35H121V34H120ZM127 35H128V34H127ZM131 35H133V34H131ZM189 35H190V34H189ZM231 35H232V34H231ZM243 35H244V34H243ZM249 35H250V34H249ZM24 36H25V34H24ZM24 36H23V37H24ZM27 36H28V35H27ZM30 36H31V35H30ZM85 36H86V35H85ZM96 36H97V35H96ZM104 36H105V35H104ZM110 36H111V35H110ZM122 36H123V34H122ZM197 36H198V34H197ZM28 37H29V36H28ZM33 37H34V36H33ZM35 37H36V36H35ZM38 37H39V34H38ZM40 37H39V38H40ZM97 37H98V36H97ZM127 37H128V36H127ZM127 37H126V38H127ZM129 37H130V36H129ZM187 37H189V36H187ZM200 37H199V39H200ZM227 37H228V36H227ZM236 37H237V36H236ZM243 37H247V36H243ZM3 38H4V37H3ZM5 38H4V39H5ZM24 38H27V37H24ZM30 38H31V37H30ZM42 38H44V37L42 36ZM109 38H110V37H109ZM111 38H112V36H111ZM113 38H114V37H113ZM116 38H117V37H116ZM121 38H122V37H121ZM123 38H124V37H123ZM175 38H174V39H175ZM229 38H230V37H229ZM238 38H239V37H238ZM238 38H237V39H238ZM240 38H241V37H240ZM4 39H3V40H4ZM27 39H28V38H27ZM27 39H26V40H27ZM83 39H84V38H83ZM86 39H87V37H86ZM90 39H92V38H90ZM93 39H94V38H93ZM98 39H102V38H98ZM107 39H108V38H107ZM119 39H120V37H119ZM119 39H118V40H119ZM178 39H177V40H178ZM188 39H189V38H187V40H186L185 42H188ZM199 39H198V40H199ZM201 39H200V40H201ZM216 39H217V38H216ZM224 39H225V38H224ZM224 39H223V40H224ZM237 39H236V41H237ZM243 39H244V38H243ZM248 39H249V38H248ZM16 40H18V39H16ZM22 40H23V38H22ZM22 40H21V41H22ZM35 40L38 41L37 39H35ZM40 40H41V39H40ZM43 40H44V39H43ZM73 40H74V39H73ZM125 40H126V39H125ZM169 40H171V38H170ZM175 40H176V39H175ZM175 40H174V41H175ZM177 40H176V41H177ZM179 40H180V39H179ZM189 40H190V39H189ZM214 40H213V41H214ZM221 40H222V39H221ZM232 40H234V39H232ZM241 40H242V39H241ZM31 41H32V40H31ZM59 41H60V40H59ZM71 41H72V40H71ZM84 41H85V40H84ZM88 41H89V40H88ZM94 41H95V39H94ZM96 41H97V40H96ZM105 41H106V40H105ZM105 41H104V42H105ZM108 41H109V40H108ZM110 41H111V40H110ZM110 41H109L108 43H110ZM113 41H115V40H113ZM163 41H164V40H163ZM163 41H162V42H163ZM165 41H166V40H165ZM167 41H168V40H167ZM183 41H184V40H183ZM190 41H191V40H190ZM205 41H204V42H205ZM226 41H227V38H226ZM229 41H230V39H229ZM238 41H239V40H238ZM244 41H245V39H244ZM246 41H247V40H246ZM15 42H17V41H15ZM19 42H20V41H19ZM33 42H35V41H32V43H33ZM40 42H41V41H40ZM97 42H100V41H97ZM106 42H107V41H106ZM117 42H119V41H117ZM117 42H116V43H117ZM153 42H152V43H153ZM157 42H158V41H157ZM168 42H169V41H168ZM168 42H167V43H168ZM192 42H195V41L193 40ZM197 42H199V41H197ZM200 42H201V41H200ZM200 42H199V43H200ZM202 42H203V41H202ZM202 42H201V43H202ZM218 42H219V41H218ZM222 42H223V41H222ZM227 42H228V41H227ZM227 42H226V44H227ZM232 42H233V41H231V43H232ZM234 42H235V41H234ZM242 42H243V41H242ZM247 42H248V41H247ZM30 43H31V42H30ZM36 43H37V42H36ZM108 43H106V44H108ZM112 43H114V42H112ZM119 43H120V42H119ZM158 43H160V41H159ZM167 43H166V44H167ZM179 43L181 44L182 42L179 41L178 44H179ZM199 43H198V45H199ZM210 43H215V42H210ZM210 43H209V46L211 47V45H213V44L210 45ZM236 43H237V42H236ZM236 43H234V44H236ZM16 44H17V43H16ZM37 44H38V43H37ZM59 44H60V43H59ZM81 44H82V43H81ZM95 44H96V43H95ZM95 44H94V45H95ZM101 44H103V43L101 42ZM117 44H118V43H117ZM149 44H150V43H149ZM160 44H161V43H160ZM169 44H170V43H169ZM186 44H187V43H186ZM195 44H196V43H195ZM224 44H225V43H224ZM234 44H233V45H234ZM240 44H244V43H240ZM245 44H248V43L245 42ZM6 45H7V44H6ZM34 45H35V44H34ZM34 45H33V46H34ZM87 45H88V44H87ZM96 45H98V43H97ZM96 45H95V46H96ZM108 45H109V44H108ZM118 45H119V44H118ZM170 45H171V44H170ZM174 45H175V44H174ZM183 45H184V44H183ZM191 45H192V44H191ZM202 45H203V44H202ZM204 45H205V44H204ZM217 45H218V44H217ZM219 45H220V44H219ZM228 45H229V44H228ZM228 45H227V47H229ZM8 46H9V45H8ZM13 46H14V45H13ZM37 46H38V45H37ZM149 46H152V47H153V45H149ZM162 46H163V45H162ZM165 46H166V45H165ZM171 46H172V45H171ZM176 46H177V44H176ZM192 46H193V45H192ZM196 46H197V45H196ZM224 46H225V48H227L226 45H224ZM224 46H222V47L224 48ZM230 46H231V44H230ZM237 46H238V45H237ZM244 46H246V45H244ZM250 46H251V45H250ZM57 47H58V46H57ZM80 47H81V45H80ZM100 47H101V46H100ZM108 47H109V46H108ZM160 47H161V46H160ZM194 47H195V45H194ZM201 47H202V46H201ZM206 47H207V45H206ZM220 47H221V46H220ZM220 47H219V48H220ZM231 47H232V46H231ZM251 47H252V46H251ZM6 48H7V47H6ZM10 48H11V46H10ZM41 48H43V47H41ZM53 48H54V47H53ZM97 48H98V47H97ZM101 48H102V47H101ZM101 48H100V49H101ZM104 48H105V47H104ZM112 48H114V47L112 46ZM155 48H157V47L155 46ZM155 48H154V49H155ZM158 48H159V47H158ZM165 48H166V47H165ZM165 48H164V49H165ZM186 48H188V47H186ZM190 48H191V47H190ZM197 48H198V47H196V49H195V48H193V49L197 50ZM234 48H236V45H235ZM240 48H242V47H240ZM243 48H244V47H243ZM14 49H15V47H14ZM35 49H36V48H35ZM39 49H40V48H39ZM64 49H65V48H64ZM92 49H94V48H92ZM95 49H96V48H95ZM100 49H99V51H100ZM106 49H107V48H106ZM106 49H105V50H106ZM147 49H148V48H147ZM149 49H152V48H149ZM202 49L204 50L203 47H202ZM231 49H232V48H231ZM236 49H237V48H236ZM255 49H256V48H255ZM258 49H259V48H258ZM8 50H9V49H8ZM11 50H12V49H11ZM19 50H21V49L19 48ZM19 50H18V48H17L16 55L18 54V51H19ZM27 50H29V49H27ZM33 50H34V49H33ZM41 50H42V49H41ZM50 50H51V49H50ZM52 50H53V49H52ZM57 50H58V49L56 48V51H57ZM77 50H78V49H77ZM102 50H103V49H102ZM117 50H118V48H117ZM203 50H201V51H203ZM210 50H212V48H211ZM214 50H215V49H214ZM237 50H238V49H237ZM241 50H242V49H241ZM249 50H250V49H249ZM249 50H247V51H249ZM22 51H23V50H22ZM30 51H31V49H30ZM38 51H39V50H38ZM56 51H55V52H56ZM82 51H83V50H82ZM112 51H114V50H112ZM136 51L139 52L140 55H141V53H142V54L144 53V55L142 56V57H143L142 59L139 58V57H137V58H139L140 60H138V61H134L133 59H132L133 61H129V60H127V59L124 60L125 57H129V55L131 54V52H133V53L135 52V53H136ZM148 51H149V50H148ZM148 51H147V52H148ZM155 51H156V52H155ZM185 51H187V50H185ZM188 51H189V50H188ZM188 51H187V52H188ZM198 51H199V50H198ZM230 51H231V50H230ZM234 51H235V49H234ZM244 51H246V50H244ZM256 51H257V50H256ZM12 52H14V51L12 50ZM34 52H35V51H34ZM84 52H85V51H84ZM103 52H104V51H102V53H103ZM190 52H191V50H190ZM213 52H214V51H213ZM219 52H220V51H219ZM222 52H223V51H222ZM227 52H229V50H227ZM239 52H240V51H239ZM241 52H243V51H241ZM250 52H251V50H250ZM252 52H253V50H252ZM257 52H258V51H257ZM23 53H24V51H23ZM41 53H42V52H41ZM41 53H40V54H41ZM87 53H88V52H86V54H87ZM128 53H130V54L127 55ZM198 53H199V52H198ZM206 53H207V52H206ZM232 53L235 54V53L233 52V49H232V52H231L230 54H232ZM243 53H244V52H243ZM243 53H241V54L243 55ZM246 53H247V52H246ZM246 53H244V54L246 55ZM254 53H255V52H254ZM11 54H12V53H11ZM21 54H22V53H21ZM21 54H20V55H21ZM32 54H33V53H32ZM36 54H37V53H36ZM59 54H61V53H59ZM80 54H81V52H80V50H79V55H80ZM104 54H105V53H104ZM119 54H120V53H119ZM146 54L148 55V53H146ZM186 54H188V53H186ZM186 54H185V57L187 56ZM219 54H220V53H219ZM221 54H222V53H221ZM223 54H224L225 56L227 55V54H225V53H223ZM236 54H237V51H236ZM241 54H240V55H241ZM247 54L249 55V53H247ZM258 54H259V53H258ZM260 54H261V53H260ZM9 55H10V54H9ZM13 55H15V53H13ZM13 55H12V57H13ZM18 55H19V54H18ZM18 55H17V56H18ZM29 55H30V54H29ZM55 55H56V54H55ZM81 55H82V54H81ZM84 55H85V54H84ZM94 55H95V54H94ZM134 55H135V54H134ZM134 55H132V57H133ZM136 55H137V54H136ZM138 55H139V54H138ZM190 55H191V57H192V54H191V53H190ZM212 55H213V54H212ZM217 55H218V51H217ZM224 55H223V56H224ZM245 55H243V56H245ZM248 55H247V56H248ZM254 55H255V54H254ZM23 56H24V55H23ZM27 56H28V54H27ZM32 56H33V55H31V57H32ZM42 56H44V55H42ZM57 56H58V55H56V57H57ZM59 56H60V55H59ZM77 56H78V55H77ZM96 56H97V55H96ZM98 56H99V55H98ZM183 56H184V55H183ZM193 56H194V54H193ZM215 56H216V55H215ZM223 56H222V57H223ZM231 56H232V55H231ZM231 56H230V57H231ZM249 56H250V55H249ZM0 57H1V56H0ZM15 57H16V56H15ZM21 57H22V56H21ZM21 57H20V59H21ZM34 57H35V56H34ZM34 57H33V59H35ZM52 57L54 58L53 53L49 51V53L47 54V57L44 58V60L41 58V59L43 60L42 63H41L40 65L37 64V65H39V67H38V69H37V71H36L37 73L34 74V72H33V74L36 75L35 78H37L38 80H40V79L42 80V81L40 80V82H41L40 85H41V84L43 83V81L47 78V74H49L48 72L50 71L49 69L51 68L50 66H52V64H53V65H54V64L56 65V64L58 63V62H57V63H55V62H54V63L51 62V60L53 59ZM85 57H86V56H85ZM105 57H106V56H105ZM204 57H205V56H204ZM204 57H202V58H204ZM207 57H208V56H207ZM240 57H241V56H240ZM240 57H239V59H241ZM1 58H2V57H1ZM22 58H23V57H22ZM29 58H30V57H29ZM29 58H28L27 60H29ZM66 58H67V57H66ZM68 58H69V56H68ZM68 58H67V60H68ZM82 58H83V57H82ZM82 58H81V62H84V60L82 61ZM98 58H99V57H98ZM209 58L212 59V57H209ZM213 58H214V57H213ZM218 58H220V57H218ZM224 58H225V57H224ZM231 58H232V57H231ZM237 58H238V57H237ZM247 58H248V57H247ZM247 58H246V59H247ZM249 58H250V57H249ZM249 58H248V59H249ZM251 58H252V57H251ZM14 59H15V58H14ZM37 59H38V58H37ZM55 59H56V58H55ZM59 59H60V58H59ZM77 59H78V58H77ZM84 59H85V58H84ZM86 59H88V58L86 57ZM102 59H100V60H102ZM130 59H131V57H130ZM179 59H180V58H179ZM190 59H191V58H190ZM197 59H198V58H197ZM199 59H200V57H199ZM211 59H209V61H212V60H213V59H212V60H211ZM214 59H216V58H214ZM228 59H229V58H228ZM242 59H243V58H242ZM1 60H3V59H1ZM12 60H13V59H12ZM21 60H23V59H21ZM24 60H26V59H24ZM27 60H26V61H27ZM88 60H89V62H91L90 59H88ZM93 60H94V59H93ZM100 60H99V61H100ZM135 60H136V57H135ZM220 60H221V59H220ZM237 60H238V59H237ZM258 60H259V59H258ZM16 61H17V60H16ZM32 61H33V60H32ZM35 61H37V60H35ZM52 61H53V60H52ZM69 61H70V60H69ZM74 61H75V60H74ZM77 61H78V60H77ZM85 61H86V60H85ZM99 61H98V62H99ZM102 61H103V60H102ZM198 61H199V60H198ZM203 61H204V60H203ZM213 61H214V60H213ZM213 61H212V62H213ZM215 61H217V60H215ZM232 61H234V60H232ZM239 61H240V60H239ZM245 61H246V60H245ZM249 61H250V60H249ZM251 61H252V59H251ZM263 61H264V60H263ZM0 62H1V61H0ZM12 62H13V61H12ZM14 62H15V61H14ZM19 62H20V61H19ZM19 62H18V63H19ZM79 62H80V61H78L77 63H78V64H81V62H80V63H79ZM95 62H96V61H95ZM106 62H107V63H106ZM228 62H229V61H228ZM234 62H236V60H235ZM240 62H241V61H240ZM240 62H239L238 64H240ZM20 63H21V62H20ZM24 63H25V62H24ZM29 63H30V62H29ZM29 63H28V64H29ZM63 63H64V62H63ZM66 63H67V62H66ZM86 63H87V62H84L83 65H85ZM101 63H102V62H101ZM103 63H104V61H103ZM173 63H174V62H173ZM205 63H207V62H205ZM209 63H211V62H209ZM218 63H219V62H218ZM220 63H221V62H220ZM224 63L227 64V62H224ZM224 63H223V64H224ZM232 63H233V62H232ZM232 63H231V64H232ZM241 63H242V62H241ZM11 64H13V63H11ZM11 64H10V65H11ZM15 64H16V63H15ZM25 64H26V63H25ZM30 64H31V63H30ZM75 64H76V62H75ZM99 64H100V63H99ZM198 64H199V63H198ZM200 64H202V62H201ZM223 64H221V66H223V67H224V65L226 66V64H224V65H223ZM236 64H237V63H236ZM248 64H249V63H248ZM254 64H255V63H254ZM254 64H252V65L254 66ZM256 64H257V63H256ZM259 64H260V63H259ZM262 64H263V62H262ZM1 65H2V63H1ZM1 65H0V66H1ZM83 65H82V66H83ZM86 65H89V64H86ZM91 65H90V68L92 69V66H91ZM96 65H98V64H96ZM173 65H174V64H173ZM202 65H204V64H202ZM202 65H201V66H202ZM206 65H207V66H205V67H208L210 64L208 65V63H207ZM217 65H218V64H217ZM217 65H216V68H217ZM227 65H228V64H227ZM240 65H241V64H240ZM245 65H246V64H245ZM13 66H14V65H13ZM23 66H24V65H23ZM32 66H33V65H32ZM57 66H58V65H57ZM75 66H76V65H75ZM174 66H175V65H174ZM174 66H173V67H174ZM189 66H190V65H189ZM191 66H192V65H191ZM193 66H195V65H193ZM193 66H192V68H193ZM213 66H214V65H213ZM218 66H220V65H218ZM228 66H229V65H228ZM260 66H261V65H260ZM16 67H17V66H16ZM49 67H50V68H49ZM53 67H54V66H53ZM55 67H56V66H55ZM66 67H68V66H66ZM69 67H70V66H69ZM76 67H80V66H76ZM85 67H86V66H85ZM96 67H97V66H96ZM166 67H167V66H166ZM170 67H171V66H169L168 68H170ZM203 67H204V66H203ZM209 67H211V66H209ZM230 67H231V65H230ZM236 67H237V66H236ZM241 67H242V66H241ZM241 67H240V68H241ZM250 67H251V66H250ZM250 67H249V68H250ZM255 67H256V65L254 66V68H255ZM0 68H1V67H0ZM18 68H19V66H18ZM30 68H31V67H30ZM32 68H33V67H32ZM36 68H37V66H36ZM70 68H71V67H70ZM83 68H84V67H83ZM83 68H82V70H83ZM156 68H157V67H156ZM159 68H160V67H159ZM168 68H167V71H168ZM183 68H184V67H183ZM187 68H188V67H187ZM190 68H191V67H190ZM196 68H197V67H196ZM199 68H200V67H199ZM212 68H213V67H211V70H212ZM225 68H226V67H224L222 70H225ZM234 68H235V67H234ZM237 68H238V67H237ZM240 68H239V69H240ZM247 68H248V67H247ZM263 68H264V67H263ZM2 69H3V68H2ZM4 69H5V68H4ZM12 69H14V68H12ZM25 69H27V68H25ZM58 69H59V68H58ZM62 69H63V68H62ZM62 69H61L60 71H62ZM88 69H89V68L87 67V70H88ZM149 69H148V70H149ZM193 69H194V68H193ZM209 69H210V68H209ZM213 69H214V68H213ZM220 69H221V68H220ZM220 69H219V70H220ZM257 69H258V68H257ZM6 70H7V69H6ZM19 70H20V69H18V71H19ZM31 70H32V69H31ZM35 70H36V69H35ZM64 70H65V69H64ZM78 70H79V69H77V71H78ZM84 70H85V69H84ZM148 70H147V71H148ZM151 70H152V69H151ZM154 70H155V69H154ZM157 70H159V69H157ZM160 70H161V69H160ZM160 70H159V71H160ZM171 70H172V69H171ZM171 70H170V71H171ZM173 70H174V69H173ZM176 70H177V69H176ZM186 70H187V69H186ZM189 70H190V69H189ZM191 70H192V69H191ZM191 70H190V71H191ZM197 70L199 71L200 69H197ZM201 70H202V69H201ZM222 70H221V72H222ZM226 70H227V69H226ZM229 70H230V69H229ZM231 70H232V69H231ZM243 70H244V68H243ZM3 71H4V70H3ZM10 71H11V70H10ZM20 71H21V70H20ZM28 71H29V70H28ZM28 71H27V72H28ZM33 71H34V70H33ZM69 71H70V70H69ZM71 71H72V68H71ZM94 71H95V72H94ZM163 71L166 73L165 70H163ZM198 71H197V73H198ZM206 71H207V70H206ZM214 71H215V70H214ZM239 71H240V70H239ZM251 71H252V70H251ZM251 71L248 70V72H251ZM259 71H260V70H259ZM6 72H7V71H6ZM8 72H9V71H8ZM11 72H12V71H11ZM16 72H17V71H16ZM31 72H32V71H31ZM31 72H30V73H31ZM66 72H67V71H66ZM72 72H73V71H72ZM74 72H75V74H73V73H72V74L75 75V77H76V76L80 77L81 75H82L81 77H83V72H84V71L79 70V71L76 73V69H75ZM85 72H86V74L88 73V74L90 75L89 72H87V71H85ZM85 72H84V73H85ZM92 72H91V73H92ZM149 72H150V70H149ZM160 72H161V71H160ZM164 72H162L163 75H164ZM173 72H174V71H173ZM173 72H172V73H173ZM175 72H176V71H175ZM180 72H182V71L180 70ZM183 72H184V71H183ZM191 72H192V71H191ZM194 72H195V71H194ZM204 72H205V71H204ZM208 72H209V71H208ZM211 72H212V71H211ZM219 72H220V71H219ZM224 72H225V71H224ZM224 72H223V73H224ZM228 72H229V71H228ZM228 72H227V73H228ZM233 72H235V71L233 70ZM14 73H15V72H14ZM61 73L65 74L64 72H61ZM70 73H71V72H70ZM143 73H144V72H142V74H143ZM145 73H146V72H145ZM154 73H155V72H154ZM169 73H170V72H169ZM188 73H189V71H188ZM192 73H193V72H192ZM195 73H196V72H195ZM195 73H194V75H195ZM199 73H200V71H199ZM237 73H238V72H237ZM0 74H1V73H0ZM27 74H28V73H27ZM57 74H58V72H57ZM142 74H141V75H142ZM152 74H153V73H152ZM189 74H191V73H189ZM200 74H201V73H200ZM214 74H215V73H214ZM228 74H229V73H228ZM240 74H241V73H240ZM248 74H249V73H248ZM255 74H256V73H255ZM255 74L252 73V74H251L252 76H250V77H251V78H252V77L254 78L253 75H255ZM262 74H263V72H262ZM2 75H3V74H2ZM22 75H23V74H22ZM24 75H26V74H24ZM61 75H62V74H61ZM66 75H67V73H66ZM69 75H71V74H69ZM73 75H72V76H73ZM79 75H80V76H79ZM91 75H92V74H91ZM91 75H90V76H91ZM95 75H94V76H95ZM143 75H144V74H143ZM148 75H149V74H148ZM194 75H193V76H194ZM205 75H207V73H205V74L203 73V76H204V78L206 79ZM219 75H222V74H219ZM235 75H237V74H235ZM244 75H245V74H244ZM256 75H257V74H256ZM260 75H261V73H260ZM7 76H8V75H7ZM7 76H6V77H7ZM9 76H10V75H9ZM9 76H8V77H9ZM11 76H12V75H11ZM19 76H20V74H19ZM29 76H30V75H29ZM52 76H53V75H52ZM52 76H51V74H50V77H52ZM72 76H71V77H72ZM92 76H93V75H92ZM97 76H98V75H97ZM152 76H153V75H152ZM165 76H166V75H165ZM181 76H183V75L181 74ZM190 76H191V75H190ZM199 76L201 77L202 75H199ZM203 76H202V77H203ZM209 76H210V74H209ZM212 76H213V74H212ZM224 76H225V75H224ZM246 76H247V75H246ZM248 76H249V75H248ZM48 77H49V76H48ZM68 77H70V76H68ZM68 77H67V78H68ZM81 77H80V78H81ZM128 77H127V78H128ZM133 77H134V76H133ZM133 77H132V78H133ZM141 77L143 78V76H141ZM150 77H151V75H150ZM162 77H163V76H162ZM185 77L187 78L186 75H185ZM213 77H214V76H213ZM233 77H234V76H233ZM233 77H232V78H233ZM241 77H242V75H241ZM257 77H258V76H257ZM263 77H264V76H263ZM11 78H13V76H12ZM17 78H18V77H17ZM23 78H24V77H23ZM31 78H32V77H31ZM33 78H34V77H33ZM35 78H34V81H36V82H34L33 85H36L35 83L38 82ZM86 78H87V76H86ZM97 78H99V80H98ZM127 78H126V79H127ZM132 78H130V79H132ZM138 78H140V77H138ZM159 78H160V77H159ZM190 78H191V77H190ZM194 78H195V76H194ZM207 78H208V77H207ZM209 78H210V77H209ZM215 78H216V76H215ZM215 78H214V79H215ZM235 78H236V77H235ZM238 78H239V75H238ZM245 78H246V77H245ZM251 78H250V79H251ZM3 79H4V78H3ZM8 79H9V78H8ZM8 79H7V80H8ZM19 79H20V77H19ZM24 79H25V78H24ZM55 79H56V78H55ZM126 79H125V81H126ZM144 79H145V77H144ZM144 79H143V81H144ZM184 79H185V78H183V80H184ZM205 79H203V80H205ZM210 79H211V78H210ZM212 79H213V78H212ZM224 79H226V78L224 77ZM241 79H242V78H240V80H241ZM246 79H247V81H248V78H246ZM4 80H6V79H4ZM4 80H2V81H4ZM15 80H16V78H15ZM17 80H18V79H17ZM21 80H22V78H21ZM49 80H50V79H49ZM66 80H67V79H66ZM79 80H80V79H79ZM85 80H86V79H85ZM92 80H93V79H92ZM122 80H123V81H122ZM128 80H129V79H127V82H125V83H123V84H122V83L120 84V85H122L123 87L120 86V87H119V88H120L119 91L121 90V91H123L124 93H125V92H129L131 95L135 96V97L137 98V100H138V97H143V95H145V93H148V96H149V93H150V92H151V94H157L158 96H159V95H162L164 98L167 96V94H165L166 88H165L164 86H163L164 88L161 87L162 84L164 83L163 81H162L163 83H162L161 86H159V87H158L157 85H158L160 82H159V83L157 82L158 84H156V85H155V83H153L155 87H153V85L150 86V82H148L149 85L146 84V85H148V86H145V85H144L145 83L143 84V86H141V82H140V84L137 83V84H138V87H136V88H132L133 86L130 87V84L128 85ZM135 80H136V79H135ZM140 80L142 81V79H140ZM151 80H152V82L155 81V80L153 81V78H152ZM158 80H159V79H158ZM208 80H209V79H207V81H208ZM217 80H218V78H217ZM221 80H223V79H221ZM242 80H245V79H242ZM255 80H256V79H255ZM31 81H32V80H31ZM64 81H65V80H64ZM71 81H72V80H71ZM77 81H78V80H77ZM87 81H88V80H87ZM89 81H90V80H89ZM160 81H161V79H160ZM209 81H210V80H209ZM214 81H215V80H214ZM218 81H219V80H218ZM230 81H231V80H230ZM232 81H233V80H232ZM245 81H246V80H245ZM253 81H254V80H253ZM260 81H261V79H260ZM20 82H21V81H20ZM44 82H45V81H44ZM75 82H76V79H75ZM90 82H91V81H90ZM92 82H93V81H92ZM92 82H91V84H92ZM132 82H133V81H132ZM137 82H138V81H137ZM145 82H146V80H145ZM152 82H151V84H152ZM237 82H238V80H237ZM250 82H251V81H250ZM1 83H2V82H1ZM8 83H9V82H8ZM16 83H17V82H16ZM23 83H24V82H23ZM23 83H22V84H23ZM25 83H26V82H25ZM47 83H48V82H47ZM47 83H46V84H47ZM51 83H52V82H51ZM129 83H131V82H129ZM146 83H147V82H146ZM177 83H178V82H177ZM179 83H182V82H179ZM193 83H194V82H193ZM197 83H198V82H197ZM213 83H215V82H213ZM222 83H223V81H222ZM227 83H228V82H227ZM227 83H226V84H227ZM240 83H242V82H240ZM245 83H246V82H245ZM245 83H243V85H245ZM259 83H260V82H259ZM261 83H262V81H261ZM9 84H10V83H9ZM19 84H20V83H19ZM28 84H29V83H28ZM46 84H45V86H46ZM72 84H73V83H72ZM78 84H79V81H78ZM80 84H81V83H80ZM80 84L78 85V87H80ZM166 84H167V83H166ZM183 84H185V83H183ZM195 84H196V83H195ZM202 84H203V83H202ZM232 84H233V83H232ZM20 85H21V84H20ZM40 85H39L38 87L36 86V88H34L35 86H34V87H31V88H34L33 90H36V91H37V94H39L38 92H40V90L44 89V87L42 88V87H40ZM76 85H77V83H76ZM82 85H83V84H82ZM96 85H95V86H96ZM134 85H135V84H134ZM167 85H168V84H167ZM177 85H178V84H177ZM180 85L183 86L182 84H180ZM189 85H190V83H189ZM192 85H193V84H192ZM198 85H199V83H198ZM198 85H196V86L198 87ZM206 85H207V84H206ZM211 85H213V84H211ZM258 85H259V84H258ZM11 86H12V85H11ZM16 86H17V85H16ZM30 86H31V85H30ZM41 86H43V85H41ZM52 86H53V85H52ZM85 86H86V85H85ZM114 86H115V87H114ZM135 86H136V85H135ZM156 86H157V87H156ZM181 86H180V87H181ZM190 86H191V85H190ZM204 86H205V84H204ZM233 86L235 87L236 85H233ZM18 87H19V86H18ZM70 87H71V86H70ZM73 87H74V86H73ZM78 87H77V88H78ZM87 87H90V85H89V86H86V88H87ZM98 87H99V86H98ZM175 87H176V85H175ZM175 87H174V88H175ZM185 87H186V86H185ZM192 87H193V86H192ZM197 87H194L195 90H196ZM208 87L210 88V86H208ZM212 87H213V86H212ZM222 87H223V86H222ZM226 87H227V86H226ZM229 87H230V86H229ZM234 87H233V88H234ZM236 87H239V86H236ZM245 87H246V86H245ZM11 88H12V87H11ZM14 88H15V87H14ZM21 88H22V87H21ZM26 88H27V87H26ZM41 88H42V89H41ZM71 88H72V87H71ZM75 88H76V86H75ZM83 88H84V87H83ZM99 88H100V87H99ZM172 88H173V87H172ZM190 88H191V87H190ZM199 88H201V86H200ZM217 88H219V87H217ZM241 88H243V86H241ZM248 88H249V87H248ZM251 88H252V87H251ZM261 88H263V87H261ZM17 89H18V88H17ZM73 89H74V88H73ZM79 89H80V88H79ZM81 89H82V88H81ZM87 89H88V88H87ZM92 89H93V88H92ZM179 89H180V88H179ZM188 89H189V88H188ZM191 89H192V88H191ZM215 89H216V88H215ZM235 89H236V88H235ZM235 89H234V90H235ZM255 89H256V86H255ZM258 89H260V88H258ZM6 90H7V88H6ZM22 90H23V89H22ZM33 90H32V92H33ZM45 90H46V87H45ZM50 90H51V89H50ZM56 90H57V89H56ZM56 90H55V91H56ZM77 90H78V89H77ZM90 90H91V89H90ZM180 90H181V89H180ZM198 90H199V89H198ZM198 90H197V91H198ZM205 90H206V92H207V89H205ZM210 90H211V89H209V92H211ZM245 90H246V89H245ZM262 90H263V89H261V91H262ZM10 91H11V90H10ZM17 91H18V90H17ZM17 91H16V92H17ZM28 91H29V90H28ZM28 91H26V92H28ZM53 91H54V90H53ZM58 91H59V90H58ZM68 91H69V90H68ZM70 91H71V90H70ZM73 91H74V90H72V92H73ZM121 91H120V92H121ZM169 91H170V90H169ZM174 91H175V89H174ZM178 91H179V90H178ZM199 91H200V90H199ZM13 92H15V91L13 90ZM20 92H21V91H19V94H20ZM45 92H46V91H45ZM47 92H48V91H47ZM47 92H46V93H47ZM77 92H78V91H77ZM84 92H85V90H84ZM97 92H98V91H97ZM103 92H104V91H103ZM114 92H115V91H114ZM114 92H113V93H114ZM123 92H122V93H123ZM166 92H167V91H166ZM215 92H216V91H215ZM244 92H245V91H244ZM248 92H249V91H248ZM256 92H257V91H256ZM258 92H259V90H258ZM17 93H18V92H17ZM34 93H35V92H34ZM46 93H45V94H46ZM54 93H55V92H54ZM56 93H57V92H56ZM60 93H61V92H60ZM75 93H76V92L74 91L73 94L76 95ZM167 93H168V92H167ZM169 93H170V92H169ZM183 93H184V92H183ZM188 93H189V92H188ZM195 93H196V92H195ZM200 93H201V92H200ZM202 93H203V92H202ZM213 93H214V92H213ZM217 93H218V92H217ZM236 93H237V92H236ZM242 93H243V92H242ZM254 93H255V92H254ZM260 93H261V92H260ZM15 94H16V93H15ZM22 94H24V93H22ZM25 94H26V97H27L28 94H27V93H25ZM31 94H32V93H31ZM31 94H30V96H33V95H31ZM40 94H41V93H40ZM66 94H67V93H66ZM66 94H65V95H66ZM73 94H71V95H73ZM88 94H89V93H88ZM95 94H96V93H95ZM99 94H100V93H99ZM171 94H172V92H171ZM173 94H174V92H173ZM173 94H172V95H173ZM185 94H187V93H185ZM214 94H216V93H214ZM218 94H219V93H218ZM218 94H217V96H219ZM222 94H223V93H222ZM243 94H244V95H247L248 93H246V94L243 93ZM249 94H250V93H249ZM256 94H257V93H256ZM262 94H263V92H262ZM49 95H50V94H49ZM51 95H52V94H51ZM78 95H79V93H78ZM86 95H87V94H86ZM104 95H105V94H104ZM104 95H103V97H104ZM126 95H127V93H126ZM128 95H129V94H128ZM165 95H166V96H165ZM177 95H178V93H177ZM244 95H243V96H244ZM259 95H261V94H259ZM36 96H37V95H36ZM67 96H68V95H67ZM80 96H82V95H80ZM92 96H93V95H92ZM98 96H99V95H98ZM119 96H120V95H119ZM146 96H147V94H146ZM154 96H155V95H154ZM170 96H171V95H170ZM178 96H179V95H178ZM180 96H181V95H180ZM183 96H184V95H183ZM188 96H191V97H192L191 94L188 95ZM207 96H209V95H207ZM235 96H236V95H235ZM6 97H8V95H7ZM10 97H11V96H10ZM12 97H13V96H12ZM16 97H17V96H16ZM24 97H25V95H24ZM75 97H76V96H75ZM84 97H85V95H84ZM95 97H96V96H95ZM100 97H101V96H100ZM176 97H177V96H176ZM214 97H215V96H214ZM225 97H226V96H225ZM244 97H245V96H244ZM252 97H253V96H252ZM258 97H259V96H258ZM29 98H30V97H29ZM38 98H39V95H38ZM61 98H62V97H61ZM66 98H67V97H66ZM126 98H127V96H126ZM131 98H132V97H131ZM131 98H129V99H131ZM149 98H150V97H149ZM155 98H156V97H155ZM159 98H161V96H160ZM170 98H171V97H170ZM174 98H175V97H174ZM177 98H178V97H177ZM185 98H186V97H185ZM198 98H199V97H198ZM209 98H210V97H209ZM222 98H223V97H222ZM247 98H248V97H247ZM249 98H251V96H250ZM10 99H11V98H10ZM14 99H15V98H14ZM17 99H18V97H17ZM30 99H32V98H30ZM45 99H46V98H45ZM55 99H56V98H55ZM64 99H65V98H64ZM72 99H73V98H72ZM78 99H79V96H78ZM101 99H102V98H101ZM103 99H104V98H103ZM105 99H106V98H105ZM110 99H111V98H110ZM133 99H134V98H133ZM133 99H132V100H133ZM140 99H141V98H140ZM152 99H153V98H152ZM162 99H163V98H162ZM165 99H166V98H165ZM179 99H180V97H179ZM187 99H188V98H187ZM190 99H191V98H190ZM200 99H201V98H200ZM216 99H217V98H216ZM220 99H221V98H220ZM238 99H239V98H238ZM240 99H241V98H240ZM242 99H243V98H242ZM245 99H246V98H245ZM252 99H253V98H252ZM262 99H263V98H262ZM8 100H9V99H8ZM22 100H23V99H22ZM67 100H68V98H67L65 101H67ZM86 100H87V99H86ZM106 100H107V99H106ZM112 100H113V98H112ZM142 100H143V99H142ZM147 100H148V99H147ZM170 100H171V99H170ZM193 100H194V99H193ZM210 100H211V99H210ZM222 100H223V99H222ZM246 100H247V99H246ZM24 101H25V100H24ZM26 101H27V100H26ZM43 101H45V100H43ZM46 101H47V100H46ZM46 101H45V102H46ZM69 101H70V100H69ZM69 101H67V103H68ZM152 101H153V100H152ZM167 101H168V100H167ZM176 101H177V100H176ZM179 101H180V100H179ZM191 101H192V100H191ZM198 101H199V100H198ZM203 101L205 102V100H203ZM231 101H232V100H231ZM255 101H256V100H255ZM259 101H260V100H259ZM29 102H30V100H29ZM29 102H27V103L30 104ZM47 102H48V101H47ZM47 102H46V103H47ZM72 102H73V101H70V103H72ZM75 102H77V101H75ZM79 102H80V100H79ZM99 102H100V100H99ZM113 102H114V101H113ZM127 102H128V101H127ZM132 102H133V101H132ZM134 102H135V101H134ZM140 102H141V101H140ZM143 102H144V101H142V103H143ZM156 102H157V101H156ZM172 102H173V101H172ZM195 102H197V101L195 100ZM199 102H200V101H199ZM234 102H235V101H234ZM243 102H245V101H243ZM248 102H249V101H248ZM250 102H251V101H250ZM25 103H26V102H25ZM27 103H26V104H27ZM36 103H37V102H36ZM39 103H40V102H39ZM39 103H37V104H39ZM43 103H44V102H43ZM67 103H66V105H69V104H70V103H68V104H67ZM102 103H103V102H102ZM138 103H139V102H138ZM145 103H148V101L146 102V99H145ZM168 103H169V105H170V102H168ZM168 103H164V104H168ZM200 103H201V102H200ZM208 103H209V101H208ZM216 103H217V102H216ZM226 103H227V102H226ZM22 104H23V103H22ZM28 104H27V105H28ZM44 104H45V103H44ZM47 104H48V103H47ZM50 104H52V103H50ZM64 104H65V102H64ZM74 104H75V103H74ZM76 104H78V103H76ZM76 104H75V105H76ZM91 104H92V103H91ZM126 104H127V103H126ZM129 104H130V100H129ZM135 104H136V103H135ZM140 104H141V103H140ZM173 104H174V103H173ZM179 104H180V103H179ZM179 104H178V105H179ZM197 104H198V103H197ZM210 104H211V103H210ZM214 104H215V103H214ZM214 104H213V105H214ZM232 104H233V102H232ZM232 104H231V105H232ZM241 104H242V103H241ZM241 104H240V105H241ZM249 104H250V103H249ZM249 104H248V105H249ZM262 104H263V103H262ZM7 105H10V104L8 103ZM13 105H14V103H13ZM70 105H71V106H74L73 104H70ZM97 105H98V104H97ZM102 105H103V104H102ZM109 105H110V104H109ZM148 105H149V104H148ZM155 105H156V104H155ZM171 105H172V104H171ZM236 105H237V104H236ZM236 105H235V106H236ZM248 105H247V106H248ZM15 106H16V105H15ZM28 106H30V105H28ZM28 106H27V107H28ZM34 106H35V105H34ZM43 106H44V105H43ZM86 106H87V105H86ZM112 106H113V105H112ZM149 106H150V105H149ZM173 106H174V105H173ZM186 106H187V105H186ZM189 106H190V105H189ZM189 106H188V107H189ZM205 106H206V105H205ZM215 106H217V105H215ZM215 106H214V107H215ZM220 106H221V105H220ZM237 106H238V105H237ZM25 107H26V106H25ZM27 107H26V108H27ZM30 107H31V106H30ZM35 107H36V106H35ZM45 107H46V106H45ZM48 107H49V106H48ZM48 107H47V108H48ZM52 107H53V106H52ZM66 107H68V106H66ZM75 107H76V106H74V108H75ZM79 107H80V106H79ZM79 107H78L77 109H79ZM99 107H100V106H99ZM104 107H105V106H104ZM104 107H103V108H104ZM139 107H140V106H139ZM141 107H142V106H141ZM158 107H159V106H158ZM163 107H164V106H162V108H163ZM166 107H168V106H166ZM174 107H175V106H174ZM184 107H185V106H184ZM197 107H198V106H197ZM197 107H196V108H197ZM208 107L210 108L209 105H208ZM224 107H225V106H224ZM231 107H232V106H231ZM257 107H258V106H257ZM22 108L24 109V107H22ZM26 108H25V109H26ZM39 108H40V106H39ZM82 108H83V107H82ZM106 108H108V107H106ZM129 108H130V106L128 107V109H129ZM147 108H148V107H147ZM154 108H156V107H154ZM159 108H160V107H159ZM179 108H181V107H179ZM194 108H195V107H194ZM215 108H216V107H215ZM217 108H218V107H217ZM233 108H234V107H233ZM245 108H246V107H245ZM23 109H22V110H23ZM43 109H44V108H43ZM50 109H51V108H50ZM52 109H53V108H52ZM69 109H70V106H69ZM72 109H73V108H72ZM72 109H70V110H72ZM75 109H76V108H75ZM92 109H93V106H92ZM197 109H198V108H197ZM206 109H207V108H206ZM212 109H213V108H212ZM229 109H230V108H229ZM239 109H240V108H239ZM239 109H238V110H239ZM263 109H264V108H263ZM263 109H262V110H263ZM10 110H11V109H10ZM13 110H14V109H13ZM15 110H16V109H15ZM15 110H14V111H15ZM39 110H40V109H39ZM48 110H49V108H48ZM94 110H95V109H94ZM109 110H110V109H109ZM151 110H152V109H150V111H151ZM154 110H156V109H154ZM169 110L171 111V108H170ZM175 110H176V107H175ZM180 110H181V109H180ZM213 110H214V109H213ZM223 110H224V108H223ZM225 110H226V109H225ZM231 110H233V109L231 108ZM236 110H237V107H236ZM236 110H235V111H236ZM241 110H242V109H241ZM1 111H2V110H1ZM1 111H0V112H1ZM19 111H20V110H19ZM25 111H26V110H25ZM55 111H56V110H55ZM67 111H68V110H67ZM72 111H73V110H72ZM74 111H75V110H74ZM74 111H73V112H74ZM85 111H86V108H85ZM88 111H89V110H88ZM165 111H166V109H165ZM185 111H186V110H185ZM189 111H190V110H189ZM200 111H201V110H200ZM204 111H207V110H204ZM215 111H216V109H215ZM228 111H229V110H228ZM242 111H243V110H242ZM2 112H3V111H2ZM2 112H1V113H2ZM20 112H21V111H20ZM27 112H28V111H27ZM42 112H43V111H42ZM46 112H47V111H46ZM68 112H69V111H68ZM70 112H71V111H70ZM95 112H96V111H95ZM95 112H94V113H95ZM97 112H98V111H97ZM105 112H106V111H105ZM148 112H149V110H148ZM151 112H152V111H151ZM155 112H156V111H155ZM158 112H159V111H158ZM167 112H168V111H167ZM171 112H172V111H171ZM174 112H175V111H174ZM177 112H178V111H177ZM182 112H183V111H182ZM218 112H219V110H218ZM22 113H23V112H22ZM49 113H50V112H49ZM102 113H103V112H102ZM111 113H112V112H111ZM139 113H140V112H139ZM153 113H154V111H153ZM168 113H169V112H168ZM198 113H199V112H198ZM208 113H209V112H208ZM214 113H215V112H214ZM219 113H220V112H219ZM222 113H223V112H222ZM225 113H226V112H225ZM227 113H228V112H227ZM230 113H231V112H230ZM237 113H238V111H237ZM237 113H236V114H237ZM241 113H242V112H241ZM11 114L13 115V113H11ZM23 114L25 115L26 113H23ZM38 114H40V113H38ZM43 114H44V113H43ZM50 114H51V113H50ZM64 114H65V113H64ZM92 114H93V112H92ZM96 114H97V113H96ZM96 114H95V115H96ZM109 114H110V113H109ZM148 114L150 115V113H148ZM163 114H164V113H163ZM172 114H174V113H172ZM176 114H177V113H176ZM199 114H200V113H199ZM202 114H203V113H202ZM210 114H211V113H210ZM243 114H244V113H243ZM248 114H249V113H248ZM0 115H2V114H0ZM15 115H17V114H15ZM29 115H30V114H29ZM41 115H42V114H41ZM48 115H49V114H48ZM53 115H54V114H53ZM55 115H56V113H55ZM77 115H78V114H77ZM89 115H90V114H89ZM95 115H94V116H95ZM138 115H139V114H138ZM164 115H165V114H164ZM166 115H168V114H166ZM170 115H171V114H170ZM182 115H184V114H182ZM215 115H216V114H215ZM215 115H214V116H215ZM4 116H5V115H4ZM22 116H23V115H22ZM32 116H33V115H32ZM58 116H59V115H58ZM92 116H93V115H91V117H90V116H89V117H90V119H91L92 122H93L94 119L97 118L98 116L94 117V119H92ZM153 116H154V115H153ZM177 116H178V115H177ZM186 116H187V115H186ZM211 116H212V114H211ZM217 116H218V115H216V117H217ZM221 116H223V115H221ZM225 116H227V115L225 114ZM238 116H239V115H238ZM258 116H259V115H258ZM18 117H19V116H18ZM29 117H30V116H29ZM29 117H28V118H29ZM44 117H45V116H44ZM44 117H42V118H44ZM49 117H50V116H49ZM51 117H53V116H51ZM99 117H100V116H99ZM106 117H107V116H106ZM109 117H110V115H109ZM143 117H145V116H143ZM147 117H148V116H147ZM151 117H152V116H151ZM171 117H172V116H171ZM173 117H174V116H173ZM181 117H182V116H181ZM245 117H246V116L244 115V118H245ZM20 118H21V117H20ZM22 118H23V117H22ZM33 118H34V117H33ZM38 118H39V117H38ZM54 118H55V117H54ZM85 118H86V117H85ZM87 118H88V116H87ZM101 118H102V117H101ZM101 118H100V119H101ZM113 118H114V117H113ZM141 118H142V117H141ZM160 118H161V117H160ZM160 118H159V119H160ZM168 118H169V117H168ZM182 118H183V117H182ZM185 118H186V117H184V119H185ZM208 118H209V117H208ZM212 118H213V117H212ZM218 118H219V117H218ZM232 118H233V117H232ZM237 118H239V117H237ZM15 119H16V118H15ZM88 119H89V118H88ZM88 119H87V120H88ZM114 119H115V118H114ZM134 119H135V118H134ZM138 119H139V118H138ZM138 119H137V120H138ZM169 119H170V118H169ZM169 119H167V120H169ZM171 119H172V118H171ZM180 119H181V118H180ZM192 119H193V118H192ZM203 119H205V117H204ZM209 119H210V118H209ZM213 119H215V118H213ZM221 119H222V118H221ZM246 119H247V118H246ZM250 119H251V118H250ZM250 119H249V120H250ZM35 120H36V119H35ZM40 120H41V119H40ZM44 120H45V118H44ZM50 120H51V119H50ZM68 120H69V119H68ZM87 120H86V121H87ZM91 120H89V121H91ZM98 120H99V119H98ZM143 120H145V119H143ZM148 120H149V118H148ZM151 120H152V119H151ZM156 120H157V119H156ZM161 120H162V119H161ZM163 120H164V119H163ZM172 120H173V119H172ZM174 120H175V122H176V119H174ZM177 120H178V119H177ZM225 120H226V119H225ZM233 120H234V119H233ZM255 120H256V118H255ZM46 121H47V120H46ZM107 121H108V120H107ZM126 121H127V120H126ZM139 121H140V120H139ZM152 121H153V120H152ZM154 121H155V120H154ZM159 121H160V120H159ZM213 121H214V120H213ZM218 121H219V120H218ZM229 121H231V119H230ZM235 121H236V120H235ZM238 121H239V120H238ZM15 122H16V121H15ZM18 122H19V121H18ZM22 122H23V121H22ZM37 122H38V121H37ZM37 122H36V123H37ZM41 122H42V121H41ZM43 122H44V121H43ZM54 122H55V121H54ZM82 122H83V121H82ZM84 122H85V120H84ZM87 122H88V121H87ZM95 122H96V119H95ZM101 122H102V120H101ZM132 122H133V121H132ZM157 122H158V121H157ZM169 122H170V121H169ZM169 122H168V124H169ZM178 122H179V121H178ZM180 122H181V121H180ZM183 122H184V121H183ZM194 122H195V121H194ZM197 122H198V121H197ZM199 122H200V121H199ZM203 122H204V121H203ZM210 122H211V121H210ZM210 122H209V123H210ZM216 122H217V121H216ZM221 122H222V121H221ZM231 122H232V121H231ZM258 122H259V120H258ZM12 123H14V122H12ZM16 123H17V122H16ZM31 123H32V122H31ZM34 123H35V122H34ZM61 123H62V122H61ZM75 123H76V122H75ZM90 123H91V122H90ZM109 123H110V122H109ZM166 123H167V121H166ZM187 123H188V122H187ZM235 123H236V122H235ZM254 123H255V122H254ZM19 124H20V123H18V126H19ZM22 124H23V123H22ZM32 124H33V123H32ZM42 124H43V123H42ZM81 124H82V123H81ZM81 124H80V125H81ZM88 124H89V123H88ZM98 124H99V123H98ZM101 124H102V123H101ZM106 124H107V122H106ZM114 124H115V123H114ZM124 124H125V122H124ZM130 124H131V123H130ZM146 124H147V123H146ZM148 124H150V123H148ZM154 124H155V123H154ZM172 124H173V123H172ZM176 124H177V123H176ZM181 124H182V123H181ZM195 124H197V123H195ZM214 124H215V122L213 123V125H214ZM222 124H223V122H222ZM226 124H228V123H226ZM232 124H233V123H232ZM245 124H246V123H245ZM1 125H2V123H1ZM16 125H17V124H16ZM28 125H29V124H28ZM44 125H45V124H43V126H44ZM49 125H50V124H49ZM82 125H83V124H82ZM95 125H96V124H95ZM102 125H103V124H102ZM109 125H110V124H109ZM115 125H116V124H115ZM127 125H128V124H127ZM137 125H138V124H137ZM140 125H141V124H140ZM151 125H153V124H151ZM159 125H160V124H159ZM179 125H180V124H179ZM183 125H184V124H183ZM191 125H192V124H191ZM218 125L220 126V124H218ZM229 125H230V124H229ZM235 125H237V124H235ZM239 125H240V124H239ZM263 125H264V124H263ZM50 126H51V125H50ZM57 126H58V125H57ZM66 126H67V125H66ZM88 126H89V125H88ZM99 126H100V125H99ZM104 126H106V125H104ZM104 126H103V128H104ZM130 126H131V125H130ZM134 126H135V122H134ZM145 126H146V125H145ZM167 126H168V125H167ZM180 126H181V125H180ZM194 126H195V125H194ZM198 126H199V125H198ZM201 126H202V125H201ZM209 126H210V125H209ZM215 126H216V125H215ZM231 126H232V125H231ZM245 126H246V125H245ZM6 127H8V126H6ZM52 127H53V126H51V128H52ZM80 127H81V126H80ZM82 127H83V126H82ZM92 127H93V126H92ZM107 127H108V126H107ZM114 127H115V126H114ZM114 127H113V128H114ZM146 127H147V126H146ZM155 127H156V126H155ZM159 127H160V126H159ZM165 127H166V126H165ZM168 127H169V126H168ZM173 127H174V126H173ZM186 127H188V126H186ZM186 127H183V128L186 129ZM196 127H197V126H196ZM199 127H200V126H199ZM257 127H258V126H257ZM259 127H261V126H259ZM4 128H5V127H4ZM54 128H55V127H54ZM64 128H65V127H64ZM94 128H96V127H94ZM113 128H112V129H113ZM128 128H129V127H128ZM162 128H163L162 130L165 129L164 127H162ZM178 128H179V126H178ZM183 128H182V129H183ZM189 128H190V127H189ZM193 128H194V127H193ZM193 128H192V129H193ZM203 128H204V127H203ZM207 128H208V127H207ZM216 128H217V126H216ZM222 128H224V127H222ZM226 128H227V127H226ZM226 128H225V129H226ZM229 128H231V127H229ZM245 128H246V127H245ZM245 128H244L243 130H246ZM249 128H250V126H249ZM36 129H37V128H36ZM44 129H45V128H44ZM66 129H67V128H66ZM80 129H81V128H80ZM89 129H91V128H89ZM136 129H138V128L136 127ZM147 129H148V128H147ZM167 129H168V128H167ZM171 129H172V127H171ZM190 129H191V128H190ZM194 129H195V128H194ZM201 129H202V128H201ZM211 129H212V128H211ZM211 129H210V131H211ZM225 129H224V130H225ZM235 129H236V128H235ZM241 129H242V128H241ZM241 129H239V131H240ZM255 129H256V128H255ZM259 129H260V128H259ZM1 130H2V129H1ZM22 130H23V129H22ZM25 130H27V128H26ZM25 130H24V131H25ZM81 130H83V129H81ZM91 130H92V129H91ZM96 130H97V129H96ZM106 130H107V129H106ZM148 130H149V129H148ZM155 130H156V129H155ZM188 130H189V129H188ZM203 130H204V129H203ZM208 130H209V128H208ZM231 130H232V129H231ZM236 130H237V129H236ZM3 131H5V130H3ZM16 131H17V130H16ZM72 131H73V130H72ZM88 131H89V130H88ZM94 131H95V130H94ZM104 131H105V130H104ZM108 131H109V130H108ZM115 131H116V130H115ZM140 131H141V130H140ZM144 131H145V130H144ZM152 131H153V127H152ZM164 131H166V130H164ZM177 131H178V130H177ZM181 131H182V130H181ZM183 131H184V130H183ZM201 131H202V130H201ZM205 131H206V130H205ZM215 131H216V130H215ZM221 131H222V129H221ZM225 131H226V130H225ZM225 131H222V132H225ZM239 131H238V133H239ZM247 131H248V130H247ZM252 131H253V130H251V132H252ZM258 131H259V130H258ZM261 131H262V130H261ZM261 131H260V132H261ZM44 132L46 133V131H44ZM85 132H86V131H85ZM90 132H91V131H90ZM95 132H96V131H95ZM99 132H100V131H99ZM101 132H103V131H101ZM106 132H107V131H106ZM133 132H136V131H133ZM142 132H143V129H142ZM145 132H146V131H145ZM148 132H149V131H148ZM153 132H154V131H153ZM179 132H180V131H179ZM195 132H196V131H195ZM197 132H198V130H197ZM199 132H200V131H199ZM202 132L204 133V131H202ZM218 132H219V131H218ZM228 132H232V133H233V131H228ZM228 132H227V133H228ZM235 132H236V131H235ZM235 132H234V134H235ZM243 132H244V131H243ZM248 132H250V130H249ZM263 132H264V131H263ZM18 133H19V132H18ZM27 133H28V132H27ZM75 133H76V132H75ZM97 133H98V132H97ZM110 133H111V132H110ZM163 133H164V132H163ZM167 133H169V131H168ZM184 133H185V131H184ZM203 133H201V134H203ZM206 133H207V132H206ZM212 133H213V132H212ZM212 133H211V134H212ZM216 133H217V131H216ZM232 133H230V134H232ZM0 134H1V133H0ZM56 134H57V133H56ZM71 134H72V133H71ZM73 134H74V133H73ZM81 134H82V133H81ZM83 134H84V133H83ZM103 134H104V133H102V136H105V137H106V135H103ZM107 134H108V133H107ZM134 134H135V133H134ZM134 134H133V135H134ZM174 134H175V133H174ZM176 134H177V133H176ZM180 134H183V132L180 133ZM185 134H186V133H185ZM185 134H183V135H185ZM199 134H200V133H199ZM208 134L211 135L210 132H209ZM224 134H226V133H224ZM224 134H223V135H224ZM257 134H258V133H257ZM20 135H21V134H20ZM84 135H85V134H84ZM89 135H90V134H89ZM92 135H93V134H92ZM99 135H101V134L99 133ZM111 135H112V134H111ZM114 135H115V134H114ZM127 135H128V134H127ZM145 135H146V134H145ZM154 135H155V134H154ZM160 135H161V134H160ZM160 135H158V136H160ZM170 135H171V134H170ZM187 135H188V133H187ZM193 135H194V134H193ZM204 135H206V134H204ZM216 135H217V134H216ZM219 135H220V134H219ZM226 135H227V134H226ZM243 135H244V134H243ZM249 135H250V134H249ZM1 136H2V135H1ZM21 136H24V135H21ZM26 136H27V135H26ZM72 136H73V135H72ZM82 136H83V135H82ZM93 136H94V135H93ZM102 136H101V137H102ZM109 136H110V135H109ZM171 136H172V135H171ZM202 136H203V135H202ZM211 136H212V135H211ZM220 136H221V135H220ZM227 136H228V135H227ZM240 136H242V134H241ZM252 136H253V134H252ZM9 137H10V134H9ZM30 137H31V136H30ZM89 137H90V136H89ZM96 137H97V136H96ZM113 137H114V136H113ZM150 137H151V136H150ZM153 137H154V136H153ZM163 137H165V136H163V134H162V138H163ZM166 137H167V135H166ZM168 137H169V135H168ZM200 137H201V136H200ZM207 137H208V136H207ZM231 137H232V136H231ZM233 137H235V136H233ZM257 137H258V136H257ZM10 138L12 139V137H10ZM25 138H27V137H25ZM31 138H32V137H31ZM31 138H30V139H31ZM34 138H35V137H34ZM36 138H38V137H36ZM47 138H48V136H47ZM57 138H58V137H57ZM77 138H78V137H77ZM86 138H87V137H86ZM155 138H156V137H155ZM158 138H159V137H157L156 139H158ZM162 138H161V139H162ZM182 138H183V136H182ZM187 138H188V137H187ZM189 138H190V137H189ZM191 138H192V137H191ZM202 138H203V137H202ZM214 138H215V137H214ZM236 138H237V136H236ZM240 138H241V137H240ZM242 138H243V137H242ZM245 138L250 139L249 137H245ZM252 138H253V137H252ZM262 138H263V137H262ZM30 139H29V140H30ZM48 139H49V138H48ZM58 139H59V138H58ZM91 139H92V138H91ZM100 139H101V138H100ZM103 139H104V138H103ZM215 139H216V138H215ZM219 139H220V138H219ZM226 139H228V138H226ZM226 139H225V140H226ZM234 139H235V138H234ZM237 139H238V138H237ZM0 140H1V139H0ZM3 140H5V139H3ZM29 140H28V141H29ZM31 140H32V139H31ZM52 140H53V138H52ZM98 140H99V139H98ZM164 140H165V139H164ZM170 140H171V139H170ZM170 140H169V142H171ZM180 140H182V139H180ZM180 140H179V141H180ZM185 140H186V139H185ZM191 140H192V139H191ZM205 140H206V139H205ZM209 140H210V139H209ZM221 140H222V139H221ZM223 140H224V139H223ZM232 140H233V139H232ZM260 140H261V139H260ZM260 140H259V141H260ZM37 141H38V140H37ZM37 141H36V142H37ZM88 141H89V140H88ZM103 141H104V140H103ZM108 141H109V140H108ZM116 141H117V140H116ZM121 141H122V140H121ZM123 141H124V139H123ZM159 141H160V139H159ZM175 141H177V140H175ZM179 141H177V142H179ZM187 141H188V140H187ZM189 141H190V140H189ZM242 141H243V140H242ZM247 141H248V140H247ZM247 141H246V142H247ZM249 141H250V140H249ZM253 141H254V140H253ZM259 141H258V142H259ZM1 142H2V140H1ZM31 142H32V141H31ZM91 142H92V140H91ZM109 142H110V141H109ZM125 142H126V141H125ZM172 142H173V141H172ZM192 142H194V141H192ZM197 142H199V141H197ZM210 142H211V141H209V143H210ZM226 142H227V141H226ZM244 142H245V140H244ZM244 142H243V143H244ZM246 142H245V143H246ZM75 143H76V142H75ZM97 143H98V142H97ZM104 143H105V142H104ZM106 143H108V142H106ZM110 143H111V142H110ZM110 143H109V144H110ZM120 143H121V142H120ZM180 143H182V142H180ZM188 143H189V142H188ZM188 143H187V144H188ZM190 143H191V142H190ZM194 143H195V142H194ZM203 143H204V142H203ZM203 143H202V144H203ZM222 143H223V142H222ZM227 143H229V142H227ZM1 144H2V143H1ZM26 144H27V142H26ZM86 144H87V143H86ZM115 144H116V143H115ZM185 144H186V143H185ZM204 144H205V143H204ZM210 144H211V143H210ZM219 144H220V142H219ZM252 144H253V142H252ZM261 144H262V140H261ZM7 145H8V143H7ZM34 145H35V144H34ZM37 145H38V144H37ZM45 145H48V144H45ZM90 145H91V143H90ZM95 145H96V143H95ZM107 145H108V144H107ZM111 145H112V144H111ZM119 145H120V144H119ZM178 145H179V144H178ZM192 145H193V144H192ZM192 145H191V146H192ZM199 145H200V142H199ZM225 145H226V144H225ZM225 145H224V146H225ZM244 145H245V144H244ZM244 145H243V147H244ZM247 145H248V144H247ZM3 146H4V145H3ZM23 146H24V145H23ZM32 146H33V145H32ZM52 146H53V145H52ZM81 146H82V145H81ZM93 146H94V143H93ZM98 146H100V145H98ZM102 146H104V144H103ZM109 146H110V145H109ZM115 146H116V145H115ZM197 146H198V144H197ZM201 146H202V145H201ZM213 146L215 147L216 145H213ZM262 146H263V145H262ZM262 146H261V147H262ZM11 147H12V145H11ZM37 147H38V146H37ZM75 147H76V146H75ZM90 147H92V146H90ZM130 147H131V146H130ZM203 147H204V146H203ZM220 147H221V146H220ZM226 147H227V146H226ZM226 147H225V148H226ZM240 147H241V146H240ZM0 148L2 149V147H0ZM28 148H29V147H28ZM60 148H61V147H60ZM71 148H72V147H71ZM101 148H102V147H101ZM101 148H100V149H101ZM115 148H117V147H115ZM132 148H133V146H132ZM185 148H188V146H185ZM189 148H190V147H189ZM196 148H198V147H196ZM196 148H195V149H196ZM200 148H201V147H200ZM205 148H206V147H205ZM212 148H213V147H212ZM227 148H228V147H227ZM230 148H231V147H230ZM233 148H235V147H232V149H233ZM247 148H248V147H247ZM249 148H250V147H249ZM251 148H253V147H251ZM251 148H250V149H251ZM259 148H260V146H259ZM37 149H38V148H37ZM37 149H36V150H37ZM46 149H47V148H46ZM77 149H78V148H77ZM77 149H76V150H77ZM83 149H84V148H83ZM85 149H86V148H85ZM85 149H84V150H85ZM90 149H91V148H90ZM92 149H93V148H92ZM104 149H106V148H104ZM104 149H103V150H104ZM109 149H110V147H109ZM111 149H113V148H111ZM117 149H118V148H117ZM125 149H127V147H126ZM181 149H182V148H181ZM190 149H191V148H190ZM193 149H194V148H193ZM198 149H199V148H198ZM213 149H214V148H213ZM213 149H212V150H213ZM220 149H221V148H220ZM223 149H224V148H223ZM232 149H231V150H232ZM253 149H254V148H253ZM256 149H258V148L256 147ZM12 150H13V149H12ZM41 150H42V149H41ZM41 150H40V151H41ZM50 150H51V149H50ZM88 150H89V149H88ZM103 150H102V151H103ZM118 150H119V149H118ZM120 150H121V149H120ZM133 150H134V149H133ZM135 150H136V149H135ZM183 150H184V149H183ZM188 150H189V149H188ZM205 150H206V149H205ZM226 150H227V149H226ZM233 150H234V149H233ZM236 150H237V148H236ZM263 150H264V149H263ZM25 151H27V150L25 149ZM56 151H57V149H56ZM108 151H111V150H108ZM108 151H105V153H106V154H109V153L113 154V151H112V152H108ZM189 151H190V150H189ZM191 151H192V150H191ZM194 151H195V150H194ZM203 151H204V150H203ZM203 151H202V152H203ZM220 151H223V150H220ZM220 151H219V152H220ZM238 151H239V150H238ZM242 151H244V150L242 149ZM257 151H258V150H257ZM2 152H3V150H2ZM63 152H64V151H63ZM90 152H93V150L90 151ZM95 152H96V151H95ZM107 152H108V153H107ZM182 152H183V151H182ZM185 152H186V151H185ZM192 152H193V151H192ZM195 152H196V151H195ZM199 152H200V150H199ZM199 152H197V153H199ZM202 152H201V153H202ZM226 152L228 153V151H226ZM240 152H241V151H240ZM246 152H247V151H246ZM254 152H255V151H254ZM262 152H263V151H262ZM11 153H13V152H11ZM23 153H24V152H23ZM32 153H33V155H30V156H29L28 161L26 162V165L24 164L25 166L23 167V170H22V171H23V174H24L25 176L28 175V174L31 172V170L34 169V168H33V167H34V164L37 162L36 160H37L38 157L35 158V156H34V152H32ZM127 153H128V152H127ZM204 153H205V152H204ZM237 153H238V152H237ZM248 153H249V152H248ZM2 154H3V153H2ZM2 154H1V155H2ZM9 154H10V153H9ZM16 154H17V153H16ZM19 154H20V153H19ZM35 154H36V151H35ZM129 154H130V153H129ZM135 154H136V153H135ZM182 154H183V153H182ZM186 154H187V153H186ZM186 154H185V155H186ZM188 154H190V153L188 152ZM191 154H193V153H191ZM195 154H196V153H195ZM195 154H194V155H195ZM205 154H206V153H205ZM207 154H208V153H207ZM229 154H230V152H229ZM246 154H247V153H246ZM246 154H243V155L245 156ZM252 154H253V153H252ZM258 154H259V153H258ZM258 154L255 153V155H258ZM5 155H6V154H5ZM13 155H15V153H14ZM28 155H29V154H28ZM28 155H26V156H28ZM36 155H37V154H36ZM40 155H41V154H40ZM52 155H53V154H52ZM54 155H55V154H54ZM74 155H75V153H74ZM194 155H193V157H194ZM208 155H209V154H208ZM232 155H233V154H232ZM232 155H231V156H232ZM237 155H238V154H237ZM239 155H240V154H239ZM248 155H249V154H248ZM253 155H254V154H253ZM261 155H263V154H261ZM19 156H20V155H19ZM59 156H61V155H59ZM68 156H69V155H68ZM104 156H105V155H104ZM108 156H110V155H108ZM130 156H131V155H130ZM202 156H203V155H202ZM204 156H205V155H204ZM204 156H203V157H204ZM206 156H207V155H206ZM206 156H205V157H206ZM212 156H213V154H212ZM231 156H230V157H231ZM244 156H242V158H243ZM246 156H247V155H246ZM246 156H245V159H246ZM5 157H6V156H5ZM106 157H107V156H106ZM106 157H105V158H106ZM113 157H114V156H113ZM134 157H135V156H134ZM205 157H204V158H205ZM218 157H219V156H218ZM220 157L223 158L224 156H223V157L220 156ZM234 157H235V156H234ZM237 157H238V156H237ZM240 157H241V155H240ZM253 157H254V156H253ZM253 157H252V158H253ZM255 157H256V156H255ZM259 157H261V156H259ZM262 157H263V156H262ZM262 157H261V158H262ZM2 158H4V157H2ZM6 158H7V157H6ZM9 158H10V157H9ZM11 158H12V157H11ZM14 158H15V156H14ZM19 158H21V157H19ZM19 158H17L16 163H17V161H18ZM22 158H24V157H22ZM41 158H42V157H41ZM53 158H54V157H53ZM186 158H187V157H186ZM195 158H196V157H195ZM206 158H207V157H206ZM215 158H216V157H215ZM215 158H214V159H215ZM224 158H225V157H224ZM228 158H229V157H228ZM242 158H241V159H242ZM15 159H16V158H15ZM24 159H25V158H24ZM50 159H51V158H50ZM108 159H109V157H108ZM177 159H178V158H177ZM200 159H201V158H200ZM214 159H213V160H214ZM231 159H233V157H232ZM237 159H238V158H236L235 161H236ZM239 159H240V158H239ZM256 159H257V158H256ZM256 159H255V160H256ZM22 160H23V159H22ZM54 160H55V159H54ZM69 160H70V159H69ZM115 160H117V159L115 158ZM166 160H168V159H166ZM178 160H179V159H178ZM183 160H184V159H183ZM207 160H208V159H207ZM211 160H212V159H211ZM220 160H221V159H220ZM257 160H258V159H257ZM262 160H263V159H262ZM0 161H1V160H0ZM19 161H20V160H19ZM25 161H26V160H25ZM35 161H36V162H35ZM50 161H51V160H50ZM52 161H53V159H52ZM57 161H58V160H57ZM61 161H62V160H61ZM74 161H76V160H74ZM171 161H172V160H171ZM214 161H215V160H214ZM221 161H222V160H221ZM221 161H220V163H221ZM230 161H231V160H230ZM232 161H234V160H232ZM237 161H239V160H237ZM237 161H236V162H237ZM240 161H241V160H240ZM246 161H247V160H246ZM259 161H261V160H258V162H259ZM47 162H48V161H47ZM157 162H158V161H157ZM169 162H170V161H169ZM169 162H168V163H169ZM178 162H179V161H178ZM191 162H192V161H191ZM226 162H228V161L225 160V163H224L225 165H226ZM262 162H263V161H262ZM262 162H261V163H262ZM0 163H1V162H0ZM3 163H4V162H3ZM164 163H165V162H164ZM174 163H176V162L174 161ZM193 163H194V162H193ZM201 163H202V162H201ZM211 163H212V162H211ZM216 163H218V162H216ZM216 163L214 162L213 164H216ZM238 163H239V162H238ZM250 163H251V162H250ZM250 163H248V164H250ZM261 163H260V164H261ZM4 164H5V163H4ZM11 164H12V163H11ZM41 164H42V163H41ZM44 164H45V163H44ZM51 164H52V163H51ZM139 164H140V163H139ZM142 164H143V163H142ZM142 164H141V165H142ZM158 164H159V163H158ZM160 164H161V163H160ZM197 164H199V163L197 162ZM202 164H203V163H202ZM229 164H231V163H228V165H229ZM240 164H242V163H240ZM253 164H254V162H253ZM260 164H259V165H260ZM19 165H20V164H19ZM35 165H36V164H35ZM46 165H47V164H46ZM58 165H59V164H58ZM58 165L56 164V167H57ZM69 165H70V164H69ZM143 165H144V164H143ZM168 165L170 166V163H169ZM171 165H172V164H171ZM175 165H176V164H175ZM177 165H178V164H177ZM193 165H195V164H193ZM203 165H205V164H203ZM207 165H209V164H207ZM220 165H221V164H220ZM232 165H233V163H232ZM251 165H252V163H251ZM259 165L257 164V166H259ZM262 165H263V164H262ZM14 166H15V165H14ZM72 166H73V165H72ZM138 166H139V165H138ZM138 166L136 165L137 170H138V168L140 167V166H139V167H138ZM156 166H157V165H156ZM160 166H161V165H160ZM181 166H182V165H181ZM196 166H197V165H196ZM215 166H216V165H215ZM235 166H236V165H235ZM240 166H241V165H240ZM244 166H245V165H244ZM246 166H247V164H246ZM248 166H250V165H248ZM252 166H255V165H252ZM17 167H18V166H17ZM36 167H37V165H36ZM60 167H61V166H60ZM65 167H66V166H65ZM136 167H135V168H136ZM158 167H159V166H158ZM158 167H157V168H158ZM166 167H167V166H166ZM179 167H180V166H179ZM232 167H233V166H232ZM19 168H20V167H19ZM41 168H42V167H41ZM62 168H63V166H62ZM69 168H71V167H69ZM75 168H76V167H75ZM160 168H161V167H160ZM162 168H164V167H162ZM199 168H200V165H199ZM209 168H210V167H209ZM242 168L244 169V167H242ZM49 169H50V168H49ZM71 169H72V168H71ZM166 169H167V168H166ZM166 169H165V170H166ZM182 169H183V168H182ZM212 169H214V168H212ZM215 169H216V167H215ZM218 169H219V168H218ZM230 169H231V168H230ZM236 169H237V168H236ZM243 169H242V170H243ZM52 170H53V169H52ZM57 170H58V169H57ZM160 170H161V169H160ZM174 170H175V169H174ZM179 170H180V169H179ZM185 170H186V169H185ZM190 170H191V169H190ZM192 170H193V169H192ZM195 170H196V169H195ZM195 170H194V171H195ZM201 170H202V169H201ZM207 170H208V169H207ZM209 170H210V169H209ZM216 170H217V169H216ZM222 170H223V169H222ZM225 170H226V169H225ZM225 170H224V171H225ZM22 171H21V172H22ZM138 171L140 172V170H138ZM171 171H172V169H171ZM180 171H181V170H180ZM187 171H189V170H187ZM198 171H199V170H198ZM204 171H206V170H204ZM217 171H218V170H217ZM229 171H230V170H229ZM250 171H251V169H250ZM254 171H255V169H254ZM262 171H263V170H261V172H262ZM13 172H14V171H13ZM72 172H73V171H72ZM79 172H80V171H79ZM141 172H144V171H141ZM152 172H153V171H152ZM152 172H151V173H152ZM155 172H156V171H155ZM166 172H168V170H167ZM174 172H175V171H174ZM174 172H173V173H174ZM190 172H191V171H190ZM233 172H234V171H233ZM236 172H237V171H236ZM236 172H235V173H236ZM11 173H12V172H11ZM11 173H10V174H11ZM37 173H38V172H37ZM56 173H57V172H56ZM77 173H78V172H77ZM134 173H135V172H134ZM170 173H172V172H170ZM178 173H179V172H178ZM191 173L193 174V172H191ZM196 173L199 174L200 172H196ZM204 173H205V172H204ZM206 173H207V172H206ZM210 173H211V172H210ZM230 173H231V172H230ZM241 173H242V172H241ZM252 173H253V171H252ZM8 174H9V172H8ZM13 174H14V173H13ZM16 174H17V173H16ZM23 174H22V176H23ZM47 174H48V173H47ZM59 174H60V173H59ZM59 174H58V175H59ZM70 174H71V173H70ZM136 174H137V172H136ZM153 174H154V173H153ZM157 174L159 175V173H157ZM176 174H177V173H176ZM181 174H182V171H181ZM183 174H184V173H183ZM183 174H182V175H183ZM185 174H186V173H185ZM188 174H189V173H188ZM262 174H263V173H262ZM58 175H57V176H58ZM76 175H77V174H76ZM147 175H148V174H147ZM173 175H174V174H173ZM179 175H180V174H179ZM182 175H181V176H182ZM190 175H191V174H189V176H190ZM201 175H202V174H201ZM211 175H212V174H211ZM213 175H214V174H213ZM234 175H235V174H234ZM248 175H249V173H248ZM258 175H259V174H258ZM9 176H10V175H9ZM14 176H16V175H14ZM19 176H20V175H19ZM25 176H24V177H25ZM33 176H35V175L33 174ZM59 176H60V175H59ZM62 176H63V175H62ZM140 176H141V175H140ZM140 176H139V177H140ZM181 176H180V177H181ZM203 176H204V175H203ZM203 176H202V177H203ZM209 176H210V175H209ZM227 176H228V175H227ZM230 176H231V175H230ZM236 176H237V174H236ZM256 176H257V175H256ZM260 176H261V175H260ZM72 177H73V176H72ZM80 177H81V176H80ZM147 177H148V176H147ZM154 177H156V176H154ZM158 177H159V176H158ZM162 177H163V176H162ZM162 177H161V179H162ZM164 177H165V176H164ZM166 177H167V175H166ZM166 177H165V178H166ZM174 177H175V175H174ZM194 177H195V176H194ZM200 177H201V176H200ZM204 177L207 178L208 175H207V176L205 175ZM212 177H213V176H212ZM225 177H226V176H225ZM225 177H223L222 180H224ZM241 177H243V176H241ZM12 178H13V177H12ZM22 178H23V177H22ZM22 178H20V177L17 178V181L13 184V186H12V187L9 186V187H10V190H9V188H8V190H7L8 192L6 193V194H8V195H6V194H5L6 196L3 195L4 197H6V199H8V198H10V197L13 198V195L16 196V195L19 193V192H18V193L16 194V192L18 191V189H19V191L21 190L19 187H20V186L23 187V185H22L23 183L20 181L22 184H20V186H19L17 182H18V180H21ZM25 178H26V177H25ZM137 178H138V176H137ZM148 178H149V177H148ZM172 178H173V177H172ZM176 178H177V177H176ZM186 178H187V177H186ZM196 178H197V176H196ZM231 178H232V177H231ZM239 178H240V177H239ZM254 178H255V177H254ZM261 178H262V177H259V178H257V179L260 180ZM6 179H8V178H6ZM138 179H140V178H138ZM158 179H160V178H158ZM180 179H181V178H180ZM194 179H195V178H194ZM202 179H203V178H202ZM214 179H216V178H214ZM234 179H235V178H234ZM234 179H233V180H234ZM251 179H253V178H251ZM26 180H27V179H26ZM46 180H47V179H46ZM142 180H143V179H142ZM205 180H206V179H205ZM207 180H210V179L208 178ZM211 180H212V178H211ZM219 180H220V179H219ZM222 180H221V181H222ZM230 180H231V179H230ZM249 180H250V179H249ZM249 180H248V181H249ZM259 180H258V181H259ZM263 180H264V179H263ZM5 181H6V180H5ZM31 181H32V180H31ZM67 181H68V180H67ZM73 181H75V179H74ZM138 181H139V180H138ZM149 181H151V180H149ZM157 181H158V180H157ZM173 181H174V180H173ZM175 181H176V180H175ZM178 181H179V180H178ZM187 181H188V179H187ZM197 181H198V180H197ZM200 181H201V180H200ZM240 181H241V180H240ZM261 181H262V180H260V183L263 184L264 181H263V182H261ZM23 182H24V181H23ZM45 182H46V181H45ZM79 182H80V181H79ZM153 182H154V181H153ZM153 182H152V183H153ZM182 182H183V180H182ZM202 182H204V181H202ZM205 182H208V181H205ZM214 182H215V181H214ZM218 182H220V181H218ZM227 182H230V181H227ZM237 182H238V181H237ZM47 183H48V182H47ZM158 183H159V182H158ZM161 183H162V182H161ZM173 183H175V182H173ZM185 183H186V182H185ZM195 183H196V182H195ZM197 183H198V182H197ZM208 183H209V182H208ZM234 183H235V182H234ZM241 183H242V182H241ZM244 183H245V182H244ZM244 183H242V184L244 185ZM247 183H248V182H247ZM260 183H259V184H260ZM38 184H39V182H38ZM74 184H75V183H74ZM142 184H143V183H142ZM144 184H145V183H144ZM146 184H147V183H146ZM176 184H177V183H176ZM183 184H184V183H183ZM188 184H189V183H188ZM188 184H186V185H188ZM211 184H212V183H211ZM213 184H214V183H213ZM222 184H223V183H222ZM227 184H228V183H227ZM227 184H226V187H227ZM9 185H10V184H9ZM75 185H76V184H75ZM169 185H170V184H169ZM172 185H173V184H172ZM223 185H225V184H223ZM234 185H235V184H234ZM234 185H233V186H234ZM247 185H248V184H246V186H247ZM18 186H19V187H18ZM35 186H36V185H35ZM144 186H145V185H144ZM144 186H143V187H144ZM148 186H150V185H148ZM148 186H145V187H148ZM162 186H163V185H162ZM170 186H171V185H170ZM176 186H177V185H176ZM190 186H191V184L189 185V187H190ZM198 186H199V185H198ZM200 186H201V185H200ZM215 186H216V185H215ZM215 186H214V187H215ZM217 186H222V185H218V184H217ZM246 186H244V187L246 188ZM7 187H8V186H7ZM145 187H144V189H145ZM156 187H157V186H156ZM159 187H160V186H159ZM165 187H167V186H165ZM173 187H174V186H173ZM173 187H172V188H173ZM179 187H180V186H179ZM184 187H186V186H184ZM184 187H183V189H184ZM187 187H188V186H187ZM203 187H204V186H203ZM207 187H209V186H207ZM230 187H232V186L230 185ZM235 187H236V186H235ZM263 187H264V186H263ZM36 188H37V187H36ZM160 188H161V187H160ZM168 188H169V186H168ZM180 188L182 189V187H180ZM190 188H191V187H190ZM205 188H206V187H205ZM215 188H216V187H215ZM220 188L223 189V187H220ZM252 188H253V186H252ZM254 188H255V187H254ZM258 188H259V187H258ZM153 189H154V188H152V191H153ZM158 189H159V188H158ZM194 189H195V187H194ZM208 189H209V188H208ZM216 189H217V188H216ZM231 189H232V188H231ZM236 189H237V188H236ZM240 189H241V188H240ZM255 189H257V188H255ZM259 189H261V191H264V190H262V188H259ZM22 190H23V189H22ZM35 190H36V189H35ZM142 190H143V189H142ZM167 190H168V189H167ZM185 190H186V189H185ZM192 190H193V189H192ZM192 190H191V191H192ZM201 190H203V189H201ZM218 190H219V188H218ZM241 190H242V189H241ZM243 190H244V188H243ZM252 190H253V189H252ZM148 191H149V188H148ZM178 191H179V190H178ZM203 191H204V190H203ZM214 191H215V193L217 192L216 190H214ZM229 191H230V189H229ZM235 191H236V190H235ZM237 191H240V190H237ZM245 191H246V189H245ZM256 191H257V190H256ZM21 192H22V191H21ZM24 192H25V191H24ZM24 192H23V193H24ZM140 192H141V191H140ZM153 192H154V191H153ZM158 192H160V191H158ZM158 192H157V193H158ZM161 192H162V191H161ZM167 192H168V191H167ZM180 192H181V191H180ZM188 192H189V191H188ZM195 192H196V191H195ZM212 192H213V191H212ZM220 192H221V191H220ZM232 192H233V191H232ZM240 192H242V191H240ZM243 192H244V191H243ZM249 192H251V190H250ZM257 192H258V191H257ZM137 193H138V192H137ZM189 193H190V192H189ZM189 193H188V194H189ZM200 193H201V192H200ZM200 193H198V194H200ZM202 193H203V192H202ZM207 193H209V192H207ZM218 193H219V192H218ZM229 193H230V192H229ZM21 194H22V193H21ZM121 194H122V193H121ZM151 194H152V192H151ZM151 194H150V195H151ZM164 194H165V193H164ZM168 194H169V193H168ZM174 194H177V193L174 192ZM193 194H194V193H193ZM198 194H197V195H198ZM234 194H235V193H234ZM240 194H242V193H240ZM243 194H244V193H243ZM243 194H242V195H243ZM246 194H247V193H246ZM249 194H250V193H249ZM259 194L261 195V192H260ZM262 194H263V193H262ZM140 195H141V194H140ZM144 195H145V193H144ZM154 195H155V194H154ZM158 195H159V194H157V196H158ZM160 195H161V194H160ZM160 195H159V196H160ZM162 195H163V194H162ZM209 195H210V194H209ZM211 195H214V193L211 194ZM221 195H222V194H221ZM221 195H218V196H221ZM257 195H258V194H257ZM147 196H148V194H147ZM171 196H172V195H171ZM186 196H188V195H186ZM193 196H194V195H193ZM193 196H192V198H193ZM203 196H204V195H203ZM207 196H208V194L206 195V197H207ZM215 196H216V195H215ZM215 196H213V197H215ZM251 196H252V195H251ZM254 196H255V194H254ZM4 197H3V198H4ZM148 197H149V196H148ZM164 197H165V196H164ZM176 197H177V196H176ZM188 197H189V196H188ZM190 197H191V196H190ZM196 197H197V196H196ZM208 197H209V196H208ZM210 197H211V196H210ZM237 197H238V196H237ZM239 197H240V196H239ZM257 197H258V196H257ZM257 197L255 196L254 198H257ZM261 197H263V196H261ZM261 197H260V198H261ZM12 198H11V199H12ZM14 198H15V197H14ZM145 198H146V197H145ZM194 198H195V196H194ZM200 198H201V197H200ZM203 198H205V196H204ZM203 198H202V199H203ZM223 198H224V195H223ZM228 198H229V197H228ZM228 198H227V199H228ZM242 198H243V197H242ZM247 198H248V197H247ZM141 199H142V198H141ZM147 199H148V198H147ZM175 199H176V198H175ZM195 199H196V198H195ZM207 199H208V198H207ZM220 199H221V198H220ZM249 199H250V198H249ZM261 199H262V198H261ZM261 199H260V200H261ZM0 200H1V199H0ZM152 200H154V199H152ZM160 200H161V199H160ZM177 200H178V199H177ZM203 200H205V199H203ZM209 200H210V199H209ZM209 200H207V201H209ZM216 200H217V198L215 199V201H216ZM224 200H225V199H224ZM234 200H235V199H233V201H234ZM243 200H244V199H243ZM245 200H246V198H245ZM250 200H251V199H250ZM260 200H259V201H260ZM148 201H149V200H148ZM213 201H214V200H213ZM215 201H214V202H215ZM220 201H221V200H220ZM229 201H231V200H229ZM229 201L227 200L226 204H227ZM235 201H236V200H235ZM237 201H239V199H237ZM253 201H254V200H253ZM253 201H252V203H253ZM75 202H76V200H75ZM127 202H128V201H127ZM131 202H132V201H131ZM145 202H147V201H145ZM166 202H167V201H166ZM231 202H232V201H231ZM240 202H241V201H240ZM262 202H263V200H262ZM73 203H74V202H73ZM76 203H77V202H76ZM125 203H126V202H125ZM132 203H133V202H132ZM143 203H144V202H143ZM147 203H148V202H147ZM154 203H155V202H154ZM157 203H158V202H157ZM159 203H160V202H159ZM218 203H219V202H218ZM233 203H234V202H233ZM252 203H251V204H252ZM254 203H255V202H254ZM5 204H6V203H5ZM74 204H75V203H74ZM140 204H141V203H140ZM145 204H146V203H145ZM183 204H184V203H183ZM213 204H214V203H213ZM243 204H244V203H243ZM261 204H263V203H261ZM116 205H117V204H116ZM127 205H128V204H127ZM134 205H137V204H134ZM134 205H133V206H134ZM165 205H166V203H165ZM178 205H179V204H178ZM178 205H177V207H178ZM186 205H187V204H186ZM214 205H215V204H214ZM235 205H236V204H235ZM241 205H242V203H241ZM241 205H239V206L241 207ZM4 206H5V205H4ZM6 206H7V204H6ZM119 206H120V205H119ZM148 206H149V205H148ZM190 206H191V205H190ZM246 206H247V205H246ZM246 206H245V207H246ZM263 206H264V204H263ZM263 206H262V207H263ZM127 207H128V206H127ZM146 207H147V206H146ZM152 207H155V206H152ZM169 207H170V206H169ZM182 207H183V206H182ZM188 207H189V206H188ZM258 207H259V206H258ZM2 208H3V205H1V202H0V211H1ZM74 208H75V207H74ZM90 208H91V207H90ZM103 208H105V207H103ZM114 208H115V207H114ZM138 208H139V207H138ZM138 208H137V209H138ZM143 208H144V206H143ZM147 208L149 209V207H147ZM157 208H158V207H157ZM185 208H186V207H185ZM241 208H242V207H241ZM248 208H249V207H248ZM256 208H257V207H256ZM95 209H96V208H95ZM99 209H100V208H98V210H99ZM112 209H113V208H112ZM116 209H117V207H116ZM118 209H119V208H118ZM137 209H135L134 211H136ZM150 209H151V207H150ZM168 209H169V208H168ZM182 209H183V208H182ZM191 209H192V208H191ZM244 209H245V208H244ZM250 209H251V207H250ZM258 209H259V208H258ZM260 209H262V208H260ZM108 210H109V209H108ZM128 210H129V209H128ZM140 210H141V209H140ZM170 210H171V208H170ZM178 210H179V209H178ZM245 210H246V209H245ZM251 210H252V209H251ZM114 211H115V210H114ZM131 211H132V210H131ZM150 211H151V210H150ZM166 211H167V210H166ZM166 211H165V212H166ZM176 211H177V209H176ZM240 211H241V210H240ZM249 211H250V210H249ZM263 211H264V210H263ZM124 212H125V211H124ZM138 212H139V211H138ZM144 212H145V211H144ZM157 212H158V211H157ZM159 212H160V211H159ZM161 212H162V211H161ZM244 212H245V211H244ZM259 212H260V211H259ZM36 213H37V212H36ZM71 213H72V212H71ZM93 213H94V212H93ZM154 213H155V212H154ZM237 213H238V212H237ZM240 213L242 214V212H240ZM253 213H254V214H253L251 217H252L253 219H254V218L257 219L258 217H256V216L253 217V216L255 215V211H254ZM33 214H34V213H33ZM57 214H58V213H57ZM108 214H109V213H108ZM116 214H117V213H116ZM133 214H134V213H133ZM138 214H139V213H138ZM138 214H137V215H138ZM143 214H144V213H143ZM157 214H158V213H157ZM163 214H164V213H163ZM238 214H239V213H238ZM238 214H237V215H238ZM261 214H263V213H261ZM25 215H26V214H25ZM69 215H70V214H69ZM73 215H74V214H73ZM128 215H129V214H128ZM128 215H126V216H128ZM137 215H136V216H137ZM146 215H147V213H146ZM158 215H159V214H158ZM257 215H259V214H257ZM67 216H68V215H67ZM78 216H79V214H78ZM108 216H109V215H108ZM121 216H122V215H121ZM263 216H264V214H263ZM72 217H73V216H72ZM74 217H75V216H74ZM80 217H81V216H80ZM83 217H84V215H83ZM147 217H148V216H147ZM153 217H154V216H153ZM155 217H156V216H155ZM241 217H242V216H241ZM241 217H240V218H241ZM249 217H250V216H249ZM249 217H248V218L246 217L247 221H249ZM251 217H250V218H251ZM259 217H260V216H259ZM105 218H106V217H105ZM157 218H158V217H157ZM189 218H190V217H189ZM260 218H261V217H260ZM19 219H21V218H19ZM79 219L81 220V218H79ZM94 219H95V218H94ZM97 219H99V218H97ZM129 219H130V218H129ZM152 219H153V218H152ZM172 219H173V218H172ZM258 219H259V218H258ZM258 219H257V220H258ZM76 220H78V219H76ZM115 220H116V219H115ZM143 220H144V219H143ZM162 220H163V219H162ZM164 220H166V217L164 218ZM169 220H170V219H169ZM241 220H242V219H241ZM243 220H244V218H243ZM257 220H256V221H257ZM259 220H260V219H259ZM259 220H258V222H259ZM261 220H262V219H261ZM263 220H264V219H263ZM78 221H79V220H78ZM84 221H85V220H84ZM108 221H109V220H108ZM118 221H119V220H118ZM134 221H135V220H134ZM167 221H168V220H167ZM237 221H238V220H237ZM247 221H245V222H247ZM18 222H19V221H18ZM23 222H24V221H23ZM81 222H82V221H81ZM104 222H105V221H104ZM121 222H122V221H121ZM154 222H155V221H154ZM161 222H162V221H161ZM163 222H164V221H163ZM238 222H241V221H238ZM21 223H22V222H21ZM76 223H77V222H76ZM85 223H86V221H85ZM140 223H142V222H140ZM147 223H148V222H147ZM254 223H255V222H254ZM254 223H253V224H254ZM154 224H155V223H154ZM156 224H157V223H156ZM160 224H161V223H160ZM242 224H243V223H242ZM260 224H261V223H260ZM17 225H18V224H17ZM77 225H78V224H77ZM134 225H135V224H134ZM157 225H158V224H157ZM212 225H213V223H212ZM212 225H211V226H212ZM243 225H244V224H243ZM250 225H251V223H250ZM250 225H249V226H250ZM107 226H108V225H107ZM124 226H125V225H124ZM140 226H141V225H140ZM145 226H146V225H145ZM149 226H150V224H149ZM155 226H156V225H155ZM160 226H161V225H160ZM246 226L248 227V225H246ZM246 226H245V227H246ZM252 226H253V225H252ZM262 226H263V225H262ZM22 227H23V226H22ZM108 227H109V226H108ZM141 227H142V226H141ZM151 227H152V226H151ZM213 227H215V226H213ZM243 227H244V226H243ZM250 227H251V226H250ZM215 228H216V227H215ZM215 228H213V229L216 230ZM90 229H91V228H90ZM92 229H93V228H92ZM157 229H158V228H157ZM220 229H221V228H220ZM247 229H249V228H247ZM260 229H261V228H260ZM13 230H14V229H13ZM71 230H72V229H71ZM103 230H104V229H103ZM125 230H126V229H125ZM130 230H131V229H130ZM139 230H140V229H139ZM159 230H161V229H159ZM243 230H244V229H243ZM249 230H250V229H249ZM258 230H259V229H258ZM18 231H19V230H18ZM90 231H91V230H90ZM97 231H98V230H97ZM99 231H100V230H99ZM126 231H127V230H126ZM142 231H143V230H142ZM142 231H141V232H142ZM144 231H145V230H144ZM149 231H150V230H149ZM163 231H164V230H163ZM165 231H166V230H165ZM250 231H251V230H250ZM260 231H261V230H260ZM102 232H103V231H102ZM127 232H128V231H127ZM131 232H132V231H131ZM131 232H130V233H131ZM135 232H136V231H135ZM166 232H167V231H166ZM169 232H170V231H169ZM244 232H245V231H244ZM261 232H262V231H261ZM17 233H18V232H17ZM103 233H104V232H103ZM125 233H126V232H125ZM136 233H137V232H136ZM139 233H140V232H139ZM143 233H144V232H143ZM172 233H173V232H172ZM253 233H254V232H253ZM256 233H258V231H257ZM55 234H56V232H55ZM100 234H101V233H100ZM100 234H99V235H100ZM144 234H145V233H144ZM149 234L151 235V233H149ZM162 234H163V233H162ZM174 234H175V232H174ZM242 234H243V233H242ZM254 234H255V233H254ZM99 235H98V236H99ZM102 235H103V234H102ZM104 235H105V234H104ZM126 235H127V234H126ZM157 235L159 236L160 234L158 233ZM257 235H258V234H257ZM89 236H90V235H89ZM95 236H96V235H95ZM108 236H109V235H108ZM139 236H140V235H139ZM142 236H143V235H142ZM161 236H163V235H161ZM237 236H238V235H237ZM247 236H248V235H247ZM145 237H146V236H145ZM250 237L252 238V234L249 236V238H250ZM253 237H254V236H253ZM80 238H81V237H80ZM83 238H84V237H83ZM109 238H110V236H109ZM146 238H147V237H146ZM148 238H149V237H148ZM160 238H161V237H160ZM174 238H175V236H174ZM184 238H185V237H184ZM238 238H239V237H238ZM242 238H243V237H242ZM247 238H248V237H247ZM112 239H113V238H112ZM154 239H155V238H154ZM162 239H163V238H162ZM162 239H161V240H162ZM165 239H166V238H165ZM171 239H172V238H171ZM176 239H178V237H177ZM231 239H232V238H231ZM257 239H258V238H257ZM83 240H84V239H83ZM95 240H96V239H95ZM101 240H102V239H101ZM101 240H100V241H101ZM109 240H110V239H109ZM129 240H130V238H129ZM184 240H185V239H184ZM232 240H234V239H232ZM251 240H252V239H251ZM91 241H92V240H91ZM91 241H90V242H91ZM98 241H99V240H98ZM104 241H105V240H104ZM107 241H108V237H107ZM122 241H124V240H122ZM144 241H145V239H144ZM159 241H160V240H159ZM168 241H169V239H168ZM171 241L174 242L173 240H171ZM171 241H170V243H171ZM177 241H178V242H181V241H179V240H177ZM253 241H254V240H253ZM253 241H252V242H253ZM261 241H263V240H262V237H261ZM81 242H82V241H81ZM96 242H97V240H96ZM96 242H95V243H96ZM131 242H133V241H131ZM139 242H140V241H139ZM145 242H146V241H145ZM166 242H167V241H166ZM239 242H240V241H239ZM245 242H247V241H245ZM248 242H249V241H248ZM252 242H251V243H252ZM254 242H255V241H254ZM254 242H253V243H254ZM83 243H84V242H83ZM83 243H82V244H83ZM86 243H88V242H86ZM93 243H94V242H93ZM105 243H106V242H105ZM111 243H112V245H113V242H111ZM111 243H109V244H111ZM142 243H143V242H142ZM168 243H169V242H168ZM240 243H241V242H240ZM251 243H250V244H251ZM258 243H259V242H258ZM258 243H257V244H258ZM263 243H264V242H263ZM107 244H108V242H107ZM109 244H108V245H109ZM123 244H124V243H123ZM126 244H127V242L125 243V245H126ZM128 244H129V243H128ZM136 244H139V243H136ZM160 244H161V243H160ZM163 244H164V242H163ZM173 244H174V243H173ZM247 244H248V243H247ZM250 244H249V245H250ZM115 245H116V244H115ZM129 245H130V244H129ZM131 245H132V243H131ZM134 245H135V244H134ZM170 245H171V244H170ZM176 245H177V244H176ZM227 245H228V244H227ZM261 245H262V244H261ZM261 245H260V246H261ZM94 246H96V245H94ZM155 246H156V245H155ZM157 246H159V245H157ZM174 246H175V245H174ZM242 246H243V245H242ZM252 246H253V245H252ZM262 246H264V245H262ZM91 247H92V246H91ZM171 247H172V245H171ZM178 247H180V245H179ZM220 247H222V246H220ZM226 247H228V246H226ZM243 247H244V246H243ZM253 247H254V246H253ZM96 248H97V247H96ZM116 248H117V247H116ZM116 248H113V249H116ZM126 248H127V247H126ZM133 248H134V247H133V245H132V250H133ZM162 248H163V246H162ZM169 248H170V247H169ZM172 248H173V247H172ZM244 248H245V247H244ZM254 248H255V247H254ZM103 249H104V248H103ZM137 249H139V248H137ZM175 249H176V248H175ZM177 249H178V248H177ZM226 249H227V248H226ZM226 249H225V250H226ZM260 249H261V248H260ZM101 250H102V248H101ZM126 250H127V249H126ZM222 250H223V249H222ZM232 250H233V249H232ZM244 250H245V249H244ZM251 250H252V249H251ZM258 250H259V249H258ZM29 251H30V250H29ZM102 251H103V250H102ZM108 251H109V250H108ZM129 251L131 252V250H129ZM134 251H135V250H134ZM137 251H138V250H137ZM168 251H169V250H168ZM171 251H172V250H171ZM173 251H174V250H173ZM173 251H172V252H173ZM219 251H220V250H219ZM228 251H229V250H228ZM228 251H226V252H228ZM260 251H262V250H260ZM45 252H46V251H45ZM130 252H129V253H130ZM135 252H136V251H135ZM169 252H170V251H169ZM169 252H168V253H169ZM233 252H234V251H233ZM237 252H238V251H237ZM244 252H245V251H244ZM258 252H259V251H258ZM106 253H107V252H106ZM106 253H105V256H106ZM164 253H165V252H164ZM173 253H174V252H173ZM222 253H224V251H223ZM239 253H240V252H239ZM29 254H31V253H29ZM96 254H97V253H96ZM102 254H103V253H102ZM120 254H122V253L120 252ZM130 254H132V253H130ZM176 254H177V252H176ZM218 254H219V253H218ZM235 254H236V252H235ZM237 254H238V253H237ZM251 254H252V253H251ZM253 254H254V253H253ZM258 254H260V253H258ZM124 255H125V254H124ZM126 255H127V253H126ZM190 255H191V254H190ZM205 255H206V254H205ZM228 255H229V254H228ZM233 255H234V254H232V257H233ZM240 255H241V254H240ZM249 255H250V252H249ZM261 255H262V254H261ZM96 256H97V255H96ZM110 256H111V255H110ZM127 256H128V255H127ZM171 256H172V254H171ZM193 256H194V255H193ZM217 256H219V255H217ZM224 256H226V255H224ZM229 256H230V255H229ZM229 256H228V257H229ZM237 256H238V255H237ZM251 256H252V255H251ZM262 256H263V255H262ZM119 257H120V256H119ZM121 257H122V256H121ZM123 257H124V256H123ZM125 257H126V256H125ZM125 257H124V258H125ZM189 257H190V256H189ZM194 257H195V256H194ZM198 257H199V256H198ZM208 257H209V256H208ZM232 257H231V258H232ZM241 257H242V256H241ZM245 257H246V256H245ZM245 257H244V258H245ZM248 257H250V256H248ZM257 257H258V256H257ZM105 258H106V257H105ZM131 258H132V257H131ZM135 258H136V257H134V259H135ZM163 258H164V257H163ZM129 259H130V257H129ZM168 259H169V258H168ZM221 259H222V258H221ZM221 259H220V260H221ZM235 259H236V258H235ZM237 259H238V258H237ZM239 259H240V258H239ZM241 259H242V258H241ZM245 259H246V258H245ZM247 259H248V258H247ZM247 259H246V261H247ZM262 259H263V258H262ZM80 260H81V259H80ZM118 260H119V259H118ZM125 260H126V259H124V261H125ZM130 260H131V259H130ZM166 260H167V259H166ZM166 260H165V261H166ZM170 260H171V259H170ZM200 260H201V259H200ZM208 260H209V259H208ZM230 260H231V259H230ZM256 260H257V259H256ZM121 261H123V260L121 259ZM134 261H135V260H133V262H134ZM142 261H143V260H142ZM153 261H154V260H153ZM153 261H152V262H153ZM156 261H157V260H156ZM180 261H181V260H180ZM211 261H212V260H211ZM223 261H224V260H223ZM248 261H249V259H248ZM248 261H247V262H248ZM91 262H92V261H91ZM140 262H141V261H139V263H140ZM146 262H147V261H146ZM148 262H149V261H148ZM154 262H155V261H154ZM162 262H163V261H162ZM193 262H194V261H193ZM196 262H197V261H196ZM207 262H208V261H207ZM207 262H205V264H206ZM217 262H218V261H217ZM247 262H246V263H247ZM254 262H255V261H254ZM75 263H76V262H75ZM77 263H78V262H77ZM122 263H123V262H122ZM129 263H131V261H129ZM129 263H128V264H129ZM157 263H158V262H157ZM182 263H183V262H182ZM198 263H199V262H198ZM209 263H210V262H209ZM213 263H215V262L213 261ZM213 263H212V264H213ZM221 263H223V262H221ZM221 263H219V264H221ZM232 263H233V261H232ZM236 263H237V262H236ZM255 263H256V262H255ZM262 263H264V262H262ZM71 264H72V263H71ZM84 264H85V263H84ZM117 264H118V263H117ZM124 264H125V263H124ZM163 264H164V262H163ZM166 264H167V263H166ZM168 264H170V263H168ZM174 264H175V263H174ZM188 264H189V263H188ZM227 264H228V262H227ZM233 264H234V263H233ZM243 264H244V263H243ZM250 264H251V263H250ZM258 264H259V262H258Z\"/></svg>",
	"mask_w": 264,
	"mask_h": 264
}]
</instances>
